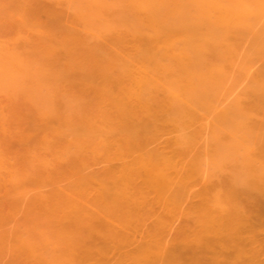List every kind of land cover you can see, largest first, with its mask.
I'll return each instance as SVG.
<instances>
[{"label":"rangeland","instance_id":"1","mask_svg":"<svg viewBox=\"0 0 264 264\" xmlns=\"http://www.w3.org/2000/svg\"><path fill=\"white\" fill-rule=\"evenodd\" d=\"M24 1L25 2L27 1L28 3L30 2V4H31V3H34V1H36V0H34V1L32 0L33 2H31V0L30 1L24 0ZM37 1H36L37 4H36V2L33 4V6H34L33 10H31L32 4L31 5H29L28 3L25 4V5L28 4L27 7L29 6V8H30V14L33 11L32 15H33L34 11L37 10V8L38 9L44 8L45 7L44 4L48 5L49 3L55 2L57 0H42L43 2L41 1V3L44 7L40 6L41 5L39 3L40 0H37ZM83 1H85L84 4H83ZM86 1H88V2H86ZM101 1H104V0H101ZM149 1H151L152 5H154L156 1H157L156 4H158V2L160 0H149ZM161 1H166V0H161ZM180 1L183 3V9L180 8L179 6H178L179 7L178 9H180V10L182 9L181 13L183 12L182 14L184 16L182 14L181 15L179 14V15L183 16L185 18L184 19L185 21L183 22L185 28H186V26L188 27L189 24L196 22V25L198 26V33H199V35H198V54H195L194 59L192 58L190 60L191 64L193 66L191 64H189L190 68H188L187 70H186V68L188 66H182L181 65L182 66L181 67L179 64L174 63L176 61L172 62L171 61L172 58H166V59L160 60L163 63V67H164V69L161 70L162 72L156 68H153L152 64H146L145 62L142 61V59L144 58L143 54L146 52V46H144V44H143L144 42H142V40H146V38H147V36L145 37V36H143V34L145 33V35H147L148 32L150 33V29L148 28L149 25H147L148 23L146 22V19L149 18V16L150 17L152 16L151 18L156 17L158 19H159V17H166L167 16L168 18H170V17L172 18V17L176 16L177 15L176 13H180V11L174 13L176 10V9L174 10V6H175L174 0H172V1L169 0V2L167 1V3L165 2V4H163L164 7L162 6V4L161 5L158 4L159 6L155 4L154 5L155 7L152 8L153 10H146V12L144 11L145 9L139 8V7H142L139 0L138 1H136V0H106V3L104 2L106 4L104 6V8H106V10L103 7H102L103 10L102 9L98 10L99 8H101L102 5H100V7H98L96 5L98 8L97 7L95 8L94 7L95 5L93 6L94 8H90L93 5L92 0H58V3H56V2L53 3L54 6L53 5L52 6L54 8L52 6H47L49 8L48 10H51L54 14L58 13L60 16V19L56 17L57 19L60 20L58 23L56 19L51 17V14H48L49 17H51V18H48V20L49 19L52 20V21L49 20V24H51V22H52V25H49V26H51L52 28L48 27L47 23H46V25H47L46 28L44 27L45 26L43 24L44 22L42 23L43 25L41 24L43 19H44V21H45V19H47V15L45 16L44 12L43 13L41 12L42 9L40 10L41 13L37 12L39 10L35 11L38 13L36 16V19H38L39 21L41 19L42 20L40 23L37 21L39 23V25H38V23L35 24L33 22L35 25H37V27L33 26L34 24H32V25L29 24V25H30L31 29L34 27L33 31L35 30V27H36L37 31L41 34L40 35V34H38L37 31H36L37 33L34 31L38 35L37 39L35 38L37 36L36 34L33 35L34 33L33 34H32V32L30 33V31H29L30 28L28 30H26V28H25L27 26L30 18L25 17L27 15H22L25 17V19H28V21H26V25L24 24L25 27L23 25L24 29L27 31L25 33L27 35L30 34L28 36H30V37L33 36V38H35V39H33L31 37L33 39V40L32 39L31 40L34 41L35 43L33 42V46H30L31 48L28 49L29 50L28 53L33 50L32 48H34V51H32V52H35L36 49L34 46H35V44H39V43H37L38 42L37 40H39L38 38H43L45 40L43 42L48 43L49 46H51V45L53 46V42H54L53 48L48 47V49H47V47H46V49H44V50L51 51V50H49V48H51L52 50L55 49V51H52V53H50V54L47 51L49 56L46 53L42 54V52L40 51V49H41L40 45L42 43H40V45L36 47L37 48L36 52L40 51L42 54V57L40 58L41 54H39V53H38L39 55L36 53H32V56H33V54H35L33 57H36V55L39 57L38 59L36 57V59L38 62L41 60L40 65L44 64L43 63L44 60H47V61H45V63L49 62L48 66L46 64L39 66V64H37L38 62L35 61L36 64L38 65V66H36L35 62L31 61L33 59L28 61L29 58H27V56L30 58L32 57V56H29V54H30L29 53L28 55H26V58L28 59V60L27 59L26 60H27V64H28V62H31V64L29 63L30 66L29 65L26 66L27 64H22V67H23V65L26 66L23 68L24 70L22 69L23 70L22 71V70L17 69L20 66L16 63V61H14L16 63V65H14V66H17V68H16L17 70L15 69V71L13 73H16V74L11 75L9 71L5 72V69L3 70L2 75L0 74L1 76H3V77H1V76L0 77L4 79L3 83L1 82L2 79L0 81L1 82V84H0V116H1L0 120L3 117L5 119L4 121L8 120L10 122V125H11V127H9L10 125L9 126L6 125L7 126V128H6L5 123L4 122L2 123V121L0 122V124L2 123L1 124L2 126L0 125V131L2 130L1 127H3L5 129L6 135L8 136V138H10L8 140L6 135L3 134V135H5V136H3L2 132H1L0 144L2 141V143L8 145V146H6V145L4 146L2 144L5 147V149H7L5 153H7L8 155H9L8 150L10 149V147L12 149V150L10 149L11 155L8 156V159L5 158L6 161L8 160L5 167L3 168L0 165V167H2V169H1L2 172H0V212H1L0 213V219H1L0 220V223H1L0 235L2 238L3 237H5V238L9 237L5 240L3 239V241L5 243H3V241L1 242V237H0V252H2V254L0 253V264H71V263L72 264H75V263L76 264H93V263L94 264H123V263L124 264L125 263L126 264H129V263L132 264L133 263L134 264L137 262L134 258H136L135 255H138V252L135 251L136 247H135V245L133 246V244L135 243L137 246V243L139 242L141 245H143V243L147 244L146 242L151 243L150 240L154 243L156 241V239L159 237L155 238L158 234H153V233L160 232V231H158L159 228L162 229L163 228L162 226L163 225L165 226V223H167V226H166V228L162 229L163 231H161V233L163 235V236L161 235L162 241H159V239H158V241H159L158 243L163 242V237H164V240H166V241H164V244H166L165 245L166 247L168 246V248H167L168 250L165 248L167 253H165L166 256L164 254H163V256H165V258H166L167 255L170 254L173 257V260L168 259L167 261H164V264L165 263L175 264L177 262L178 263L180 262L181 264H195V263L212 264L214 261H216L215 259L217 258V256L215 258L214 255H218L217 253H219L220 251H223L224 253H228V254L230 253L229 255L235 253V251L232 249L230 244L224 246L223 244L218 243L219 246L218 245L214 246V244H215L214 243L212 247H215V248H213V249H212V247L206 248L205 246L202 248L203 245L201 246V248H199V245H197V243H199V242L195 241V240H198L200 237H201L200 239L204 238L203 235H202L203 236V238H202V236H199L198 234L197 235L199 238L198 239L195 238L196 234L194 232H196V233L199 232V234H200V230H204V228L199 229V227H201L203 224L202 222H204V223L207 222V219H209L211 217L210 215H209L210 217L207 216V214L210 212H208V213L205 212V211H209V209L208 210L205 209V211H204V207H202V206H204V205L206 207L209 206L214 211L216 210V213L214 212V214H216V215H225V213H224L225 211H223L222 209L220 210V212L223 211V214H221L222 212L220 213L217 210L218 208L219 209L221 208V205L217 207L218 203L217 204L215 203L216 206L215 205L210 206L211 203L214 204L213 201H211V199H214L216 196H218L219 192L222 193L223 196L225 195V198H226L227 194L229 195V198L233 196L234 198H232V199H234V200H231V201L229 199L228 200L230 201V203L235 201V202H233V204L234 203H237V204L240 203V205H238L239 208L242 205L241 204V201H242L243 206L246 207L247 211L245 210L244 207H241L240 211H242L241 209L243 208L245 210L244 211L245 213L251 214V216H249V217H251L250 222L252 224L251 223H249V224L253 225L252 226L253 228L250 227L248 224V226H247L248 230L245 229V231L247 233H249V235H250L249 238L252 237L251 239L256 240V243H255L256 245L251 246L252 247L251 249H253V248L258 249V250L256 249L257 251L254 250L257 253V257L256 256L254 257V259L256 258L255 260H258V262L256 261V264H264V226L261 225L260 224L261 221H259L260 218H262L261 220L264 219V207H263L264 206V202H263L264 197L262 198V197H260L261 194H260V196L258 194V192H259L258 188L260 186L262 188L264 187V186H262V185H264V182H263L264 181V179H263V177H264V169H263L264 168V0H180ZM0 2H1V0H0ZM3 2L5 3V0H3ZM3 2H1V3H3ZM8 2L10 3V1H8ZM38 3H39V5H38ZM88 3L92 4V5H90V7H89ZM175 3H179V2H175ZM6 4L8 5V3H6ZM35 4L38 6L37 8H36ZM170 4H172L173 7H171ZM0 6H1V4H0ZM2 6H3V4H2ZM10 6H11V4H10ZM14 6L9 7L10 9L4 7L6 9V10L2 9V10H5L4 11L5 13L2 11L4 14L0 11V23L1 24L3 23L2 25L5 24L3 27L6 28L5 31L7 33L10 31V28H11L12 32H14L15 30L21 31V29L23 28V27H21L22 25H20L19 23L15 24V22H12V23L10 22L9 15H10V17H13V15L18 11V10H15L14 11L15 13L14 14L12 13L13 12L12 8ZM86 6H87V8H86ZM137 6H139V7H137ZM161 6H162V9H160ZM244 6L246 8L248 7L247 9H249L252 12V14L249 15L248 13H250V12L246 13V8H244ZM25 7H24V10H26ZM88 7L91 10L92 9H96V10H94L92 12L90 9L87 10ZM46 8H44V9H46ZM7 9H9V11L10 10L11 11L8 12ZM15 9H17V7ZM22 9L23 8L20 5V10L22 11V12L20 11L21 13H23ZM27 10L29 13V9H27ZM48 10L46 9L45 12H47ZM154 10H157V12ZM163 10H165V11H163ZM172 10L174 12H172ZM225 11H226V13L229 11L232 14V15H229L228 20L227 19L223 20V18H222L224 16L223 12L225 13ZM151 12H154V13H151ZM166 12H168L169 14ZM8 13H9V15H8ZM10 13H12V14H10ZM21 13L18 12L17 13L18 15L15 14L16 17L14 15L13 19H14V21L16 19L17 22L19 21L20 23L23 24V23H25L24 22L25 19H23L22 16L20 17ZM24 13H25V11H24ZM28 13L26 12V14H28ZM58 14H57V16H58ZM163 14H165L166 16H164ZM240 14H241V16H240ZM2 15L5 16L4 18H6V17L9 18V21L6 20L7 18L6 19L3 18L4 19L3 21L6 22V23H4L2 21V17H1ZM34 16L35 15H33L31 20H33ZM99 16H100V18L103 17V19H100L101 21L97 20L99 18ZM141 17H144L145 19L144 18L141 19ZM133 18H134V21H133ZM139 18H140V20H139ZM127 19L129 22L133 21L132 23H135V24H129ZM31 20L29 21V23L32 22ZM54 20H56V21H54ZM192 20H194V21H192ZM11 21H12V18H11ZM98 21H99V23H98ZM190 21H192V22H190ZM7 22H9V23H7ZM186 22H187V24H185ZM188 22H190V23L188 24ZM63 24H64V26H63ZM128 24L130 26L132 25L131 26L132 28L129 26L130 27V29H129ZM19 25H20L21 29H17L18 28L17 26H19ZM97 25L100 26L101 28L100 27L98 28ZM133 25L134 26L136 25V26L134 27ZM5 26H7V27H5ZM31 26H33V27H31ZM3 27L1 26L0 29H3ZM38 27H39V30H38ZM40 27H42V30ZM12 28H14V29H12ZM44 28L46 30L48 29L47 31H52V30H54V31L47 32L46 30H43ZM182 28H184V27H182ZM132 29H133V31H132ZM11 31L9 32V34H7L5 32V34H3L4 36L3 37L1 36L3 39V40H1V43L4 41L6 34H7V37L10 38V40L14 39V38H12V35L13 34L15 35L16 31H15V33H12ZM59 31H60V33H59ZM63 31L66 32V34L64 33V38L69 36V38H67V41H68V39L72 40L75 38L74 40H72L73 42L72 41L70 42V40H69V42H67L65 40L67 43L64 42V46L61 45L63 43L61 41L63 39V37L61 38V40H59L60 38L58 39V37L61 36ZM141 31H142V33H140ZM3 32H4V29H3ZM21 32H19V33H21ZM45 32H46V34H48V33L52 34L53 33V35H56L54 37L52 35V38L54 40H51L52 39L51 35H46ZM0 33H2L1 30H0ZM25 33L22 32L21 34H25ZM43 33H44L45 37L42 35ZM54 33H56V34H54ZM26 34L24 36H27ZM17 35H19V34H17ZM20 35H19V37H20ZM133 35H135V36H133ZM138 35H141V37ZM21 36L22 37H20L19 40L22 42V40H25V39H23L24 38L23 35H21ZM48 36H49V38H48ZM13 37H16V36H13ZM82 37L84 39V42L82 40ZM136 37H138L137 40H136ZM142 37H143V39H142ZM17 38L18 37H16L14 39L15 40L14 43L17 42V44L18 43L20 44V41L19 42L16 41ZM28 39H30V38H28ZM47 39H48V42L46 41ZM77 39H79V40H77ZM120 39H121V41H120ZM6 40H7L6 41L7 43L5 45L8 44L9 48H11L10 46H14V50H16V51L18 49L17 47H19V51L22 52V49L20 50V47L24 43V41H23V43L20 44V46H17L16 47L17 49H16L15 48V46L17 45L16 43H15L16 45H13V44L10 45L8 43L9 39H6ZM26 41H27V39H26ZM139 41L143 45L140 44ZM29 42H30V40H29ZM49 42H52V43H49ZM125 42L130 44V46ZM12 43H13V41H12ZM74 43H76V44H74ZM81 43H83V44H81ZM2 44H4V43H2ZM87 44H89V45H87ZM98 44H100L101 46ZM27 45H28V43H27ZM29 45H30V43H29ZM74 45H75V47L77 45V47L76 48L73 47ZM23 46H24V44L22 45V47ZM41 46L43 49L44 45H41ZM3 47H2V49H3ZM66 47H68L69 49H67ZM87 47H89L88 50H87ZM90 47H91V50L95 49L96 51L95 52L91 51ZM102 47H103V50L101 49ZM44 48H45V46H44ZM72 49L74 52L79 50L78 51L79 53L76 52V54L74 53L73 56L77 55V53L79 55H81V53H82V55L84 54L87 57L91 56L92 58L90 57V59L88 58V60H87V59H85L86 56L85 57L83 56L84 59L86 60V62L83 61L84 59L80 60L79 58L82 59L83 57H81V56L78 57V55L76 56V59H78V60L72 59L71 57L68 59V57L65 56V54H66V52H68L69 50H72ZM84 49H86L88 52L86 50L84 51ZM80 50H82V52ZM24 51L26 52L27 50H24ZM5 52L6 51H4V53ZM98 52H99V54H98ZM53 53H54L55 58L53 56H51V55H53ZM2 54H1V56H2ZM45 54L47 55V57H44ZM59 54L60 55L63 54V56H64L63 59L60 58L61 61H58V59H59L58 55ZM141 54L143 56H141ZM66 55H68V54H66ZM102 55H103V57H102ZM139 55H140V58H138ZM21 57L23 58V56H21ZM51 57L54 59L52 60ZM104 57H106V60ZM115 57H116V59H115ZM4 59H5V57H4ZM23 59H25V56ZM42 59H43V61H42ZM67 59L69 62L67 61ZM48 60H52V61H48ZM64 61L69 63L68 66L70 69L67 68L68 66H66V63H64ZM72 61H73V63H76L75 61H77L76 64H73L75 66L77 65L76 66L77 68H75V71L79 69L82 74L80 73V71H79V73H80L79 75H78V73H74L75 71L71 68L73 65H71V63H70ZM82 61H83V63H86V66H82ZM88 61L90 64L88 63ZM103 61H106V62L104 63ZM51 62L53 64H55L57 62L55 64L57 69L55 67H53L54 65L52 66ZM60 62H61V65H58ZM112 62H115L116 64L112 63ZM2 63H3V61L1 62V64ZM109 63L112 65H110ZM4 65H5V68H7L8 70L11 69V68H8L6 66V64H4ZM4 65H1V66H4ZM8 66L10 67V65H8ZM49 66H52L51 67V69H52L51 74H53V76L51 75L52 80H51V77H48L49 76L48 72H49V70H51V69H49ZM65 66L67 68L66 70L69 69L68 71L71 72V73H69V77L71 76L70 78L64 74V73H66L65 72ZM101 66H103V67H101ZM165 66H166V68H165ZM177 66L179 67V70H178ZM46 67L49 70H48V72L44 73L45 71H47L46 69H44ZM91 67L93 68V70L94 69L97 70L98 68H99V70L100 69L103 70V68H104L105 72L103 70L102 74L98 73V75H96V73L94 71V73L96 75L95 78L93 76H91V73H90L89 76L93 77L92 78L93 80L89 79L90 77L85 78L86 74H89V72H93ZM192 67H193V69H192ZM37 68H38V70H37ZM54 68L56 70H58V72L60 70L61 71L64 70V71H62V73L64 72L63 75L61 72H59L61 75L59 77V75H58L59 73L57 71L54 72L55 71ZM83 68L85 69V71L87 68L89 70V72H87L88 70L86 72H83V70H84ZM114 68H115V70H114ZM182 68H184L183 71L181 70ZM53 69H54V71H53ZM144 69L147 71H145ZM136 70L137 71L139 70L138 74L139 73L140 74L142 73L143 75L147 74V76L146 75L143 76L142 74L141 75L143 77H145L146 79L147 78L149 79L148 80L149 82L146 83L149 87L145 84V85H143V88L142 87H140L141 89L138 88L140 90V93H139V90L135 91V92L140 94L139 98H144V99L139 100V101H141L142 107L143 108L146 107V109H147L150 106V108L152 109L153 112H150L151 114L150 113L146 114V109H145V112L140 111V109H142V107L139 108V106L141 104L138 106V103H140V102L138 101L136 103L137 100H135V99L132 100V101H134V102H132V104L134 103V108L136 106V108L138 109V110L135 109L138 114L136 113L133 121H135L136 124L138 123V126H139V124L141 125L143 123V121H145L143 123V125H141L139 127L136 126L133 131H136L134 133H138V132L139 133L141 132V133L140 134L138 133L137 136H136V134H134L132 132L128 133V131L127 132H124V131L119 132L121 130H116L118 132L113 130L114 133H112V130L110 128L113 127V125L115 127H117V126H122L123 123L122 122L119 123L121 121L120 118H122V117H119V118L117 117L118 114H117V111H115L116 110L115 105H117V104H113V102L115 100L108 99V98H110V97H108V95L110 96L113 93H116L115 95H117L119 93V96H120V98H122V100L124 99L125 101L126 100L128 101V98H126L125 94L122 95V92L120 93V91H118L121 89V87L119 86L120 85L119 83L122 82L121 85L125 84L126 86L127 85L129 86V84L131 85L132 82H130V81H132V79L135 76L136 77L139 76V75H136L137 74ZM184 70H186V71H184ZM188 70H190V71L194 70L195 72L193 71V73H194L193 74L192 72L190 73V71L188 72ZM10 71H12V70H10ZM132 71H134L136 73L134 74V72H132ZM155 71H157V73ZM180 72L181 73L185 72V74L180 75ZM7 73H9V76L11 75L10 77H12L13 75H18V74H22V75H20V77H15L16 79L15 80L13 79L14 81L13 80L10 81V77H7ZM56 73H58L57 74L58 76L56 75ZM83 73H85V74H83ZM44 74H46V75H44ZM54 74H55V76H57V78L54 76ZM104 74H107V76L109 75L108 77L109 78L111 77L112 79H110V81H108L109 78L107 80V79H103V77H99V75L104 76ZM128 76H129V78L130 77L131 78L129 79ZM37 77L41 78V79L38 80ZM175 77H176V80H175ZM13 78H14V76H13ZM62 79H64V80H62ZM69 79H71V80H69ZM84 79L85 80L87 79L85 81V84H84ZM102 79L107 80L108 82L101 81ZM58 80H59V82H58ZM72 80L74 81L73 85H72V83L69 84V82H71ZM178 80H182L183 82L178 81ZM185 80L187 82H189V81L190 82L187 83ZM51 81H52V83H51ZM66 81H69V82L66 83ZM93 81H95V82H93ZM184 81L186 82L185 85H184ZM191 81H193V83ZM42 82H43V84H41ZM109 82H110V84H108ZM111 82H114L112 85V87L114 86L113 88L110 87V85L112 84ZM177 82H178V84L175 85V83H177ZM45 83H48V84H45ZM54 83H56V86ZM57 83L60 86L62 84L63 85L65 84L64 87H66V84H69V85L67 86V88L64 89L63 86L61 88ZM86 83L90 84V86L88 84H87L88 87L84 86V85H86ZM179 83H180L181 87H180ZM181 83H183V84H181ZM98 84H100L103 87L100 86L101 88L100 87L97 88L99 86ZM190 84H192L193 86ZM70 85H72V86H70ZM177 85H179V87ZM32 86H33V88H32ZM57 86H59V87H57ZM76 86H78V87L76 88ZM153 86H154V88H153ZM172 86L174 87V89ZM175 86H177V87H175ZM185 86L188 87L189 90ZM194 86H195V88H194ZM68 87L69 88L70 87L75 88L74 90H75V92L77 90V92H76L77 94L74 93V90L72 93V89L70 88L71 90H69ZM124 87L125 86H122V88H123V89H121L122 91H125L127 89V87H126L124 90ZM133 87L136 88L134 85H133ZM183 87H185V88H183ZM190 87L192 90L190 89ZM59 88H60V90H59ZM91 88H92V90H91ZM144 88H146V89L144 90ZM99 89H100V91H99ZM49 90H51V91H49ZM61 90L65 91V92H63ZM105 90L108 94L105 92ZM78 91H79V93H78ZM111 91H113V93H111ZM154 91H155V93H154ZM179 91H182V92H179ZM97 92H99L98 97H97ZM100 93L103 94L104 96H101ZM87 94H89V95H87ZM174 95L176 97L173 98ZM35 96L37 98H35ZM67 96L70 98H68ZM81 96L84 97V98H82L83 99L82 102H81V98H80ZM105 96H107V97H105ZM168 96H169V98H168ZM95 97H97V98H95ZM86 98H87V100H85ZM120 98H119V100H120ZM150 99H153V100H150ZM169 99H171V100H169ZM84 100L87 102L89 101L88 102L89 104L87 102H85ZM90 100H92V101H90ZM97 100H98V102H97ZM124 100L122 102H125ZM172 100H173V102H172ZM93 101H95L94 104H96V106L93 104ZM168 101L170 102V104ZM41 102H44V103H41ZM80 102L82 104L85 103V105L83 104V107H82V104ZM39 103H41V104H39ZM49 104H51V105H49ZM135 104H137V105H135ZM80 105H81V107L79 109ZM88 105H91V106L89 107ZM97 105H99L98 109H96ZM159 105L162 108H160ZM2 106H4V107H2ZM94 106H95V108H94ZM40 107H41V109H40ZM150 108L147 110H150ZM37 109H39V110L37 111ZM42 109H43V111H42ZM47 109H49V110H47ZM90 109H91V111H90ZM164 109L166 111L163 112ZM171 109H172V112L176 114V116L171 112ZM98 110L100 113L98 112ZM106 110H107V113H105ZM102 111H103V113H102ZM44 112H46V113H44ZM49 112H51V113H49ZM97 112H98V114H97ZM64 113H65V115H63ZM76 113L79 114L77 118H75L77 116ZM152 113H154L155 116ZM45 114H48V115L45 116ZM51 114H52V116H54L53 117L54 119L52 118ZM19 115L20 116L22 115V117H24L25 119L26 118L28 120L30 119L29 122H31L33 120V118L40 119V116L42 117L44 115L43 119L41 118L40 120L43 121L45 117L47 118V120H45V123H47V125L44 123L45 128L47 129V126L49 124V128H52V130L54 129L55 132L54 131L52 132V130L49 131L47 129V133H46L45 132L46 129L41 127V125H43V123L41 122L42 124L40 123V126H37L35 124L36 128L41 127L40 133H39L38 128L36 131L38 133H35L34 129H36V128H34V126H33L34 124L30 123V125L31 124L32 125L31 126L28 125L25 128V126L27 124L25 122V125H24L23 121L20 120V119L24 120V118L18 117ZM152 115L154 117H156V116H158V117L157 118L149 117ZM63 116H64V118H61ZM89 116H90V118H89ZM94 116H96L97 118ZM92 117L94 118V120ZM138 117H142V118H140L139 120H136V119H138ZM159 117L163 118V120H161L163 122V124L161 123V121L160 122L158 121V119H160ZM168 117H169V120L167 119ZM117 118H118V121L120 119L119 122L116 120ZM36 119H35V121H36ZM49 119H51V120H49ZM75 119H76V121H75ZM78 120H80V121H78ZM105 120H106V122H105ZM110 120H111V123L109 122ZM151 120H155L158 123V127H159L158 130L159 129H161V130L160 131L157 130V131L160 132L161 135L156 131H155L156 133H154V134H152L153 133L152 132V133H149L151 135H145L146 131L144 132V130H143L144 124L146 123V121H150V123H151ZM164 120H166V121H164ZM12 121H13V123H12ZM74 121H75V123L82 124V125H83V123H85L87 125L88 124H94L93 126L97 125V124L93 123L96 121L104 129L101 128L99 125H98L99 126L98 129H96L97 128L96 126L93 128L91 126L90 131L92 130V133L91 132H89V133H91V135H95V137H96L95 140L93 139V136L89 135L88 131H86L88 133V136H91L92 138L91 137L87 138L86 137L87 133L85 132L86 134L85 133L82 134L83 132L80 130H78L79 132L77 130L76 131H77V133H81V134L75 135L76 133L71 132V130L73 128L77 129L79 127H77L78 124H75ZM137 121H141V122L139 123ZM32 122H34V121H32ZM63 122H65L66 124L68 122V124H70L68 129H69V132H71V133H69L67 131V134H66V129L63 128L64 130L63 129L61 130L63 132V137H57L58 134L60 136L62 135V132L59 133V129L61 128V126L63 127L62 124L65 125V123H63ZM103 122H105V123H103ZM113 122L114 123L118 122V123L116 125V124H113ZM174 122H176V124ZM34 123H36V122H34ZM37 123H38V121H37ZM60 123H61V125H60ZM58 125H60V126H58ZM82 125H80V126L82 127ZM106 125H108V126H106ZM22 126H24V127H22ZM27 129H28V131H27ZM31 129L33 130V133L32 132L30 133V131H32ZM95 129L99 133L98 132L95 133L94 132ZM113 129H117V128H113ZM6 130H7V132H6ZM99 130L104 132L107 135V137H105L104 134H102V135L105 138L101 137V136L98 137L99 136L98 134L102 133V132L100 133ZM2 131L4 132V130H2ZM16 131H18V133H14ZM109 131L111 133H109ZM162 131H165V132H163V134H162ZM43 132H45L47 135L44 133V135H46V136H44ZM64 132H65V134H64ZM93 132H94V134H93ZM142 132H144V133L142 134ZM22 133L26 134V135H24L25 137L23 136ZM126 133H128V134L126 135ZM10 134H11V136H10ZM72 134H73V136H71ZM27 135L29 136V138ZM30 135L33 136L32 140L30 139V137H31ZM64 135H65V137H64ZM122 135L123 136L125 135V136L123 137ZM131 135L132 136L135 135L136 137L130 138ZM138 135H141V136L139 137ZM143 135H145V136H143ZM34 136H35V138H34ZM49 136H53V137H49ZM55 136L57 137V139L54 138ZM82 136H85V138H83L84 140H81L82 138H80V137H82ZM146 136H149V137H146ZM151 136H153L152 137L153 140L150 139ZM155 136L156 137L158 136L157 140L155 139L158 142L154 141ZM4 137H6L7 139L5 138L6 139L5 140ZM15 137H18L19 139L17 138V141H16ZM42 137L44 138V140H46L45 139L46 137H47V139L49 137L52 139L51 140L52 142L48 141L51 143H47V145H46V143H45L46 141L45 142L43 141L45 144L44 143H42V144L46 145L45 147H42L41 144L37 145V143L41 142V140H39V139H42ZM119 137H121V138H119ZM144 137L147 138V140ZM160 137H162V138L160 139ZM23 138H25V139L28 138V139H26L24 141ZM59 138L63 139V140H60L62 142H60L58 140ZM74 138L76 139V142L74 140L72 141V139H74ZM78 138H80L81 143H82V141H83V143H85L86 142L85 139H87L89 141V142H86L87 146L85 148L81 149V147H80L81 143H80V141L78 142V140H79ZM99 138H101V139H99ZM37 139L39 142L37 141ZM91 139H93V140H91ZM64 140H66V141L70 140L71 143H68L65 141V144L68 145L67 147H65L66 145L63 142ZM102 140H105V142L106 141L107 142L101 143ZM145 140L150 142V143H147V145H150V146H147V150L148 149L150 150V148H152L151 150L153 151V149L155 148V150L157 149V152H159L158 150H160V153L165 152V154L167 153V155L168 154L170 155L172 153V155H171V157H173L172 160L176 161V163H179L178 162L179 157H181L179 159L180 162L183 159L181 162L183 164L179 163V168L175 167V169H173V172H174V170L177 172L178 169H181V167H182L184 170H187V171L185 172L183 169L179 170V173L183 174L181 176L182 177L187 176L186 178H188V177L190 178V180L183 178L182 182L184 184L187 182L188 183L192 182V184L195 185L194 187H192V184L190 183L191 185L189 184L188 186H191L192 188L189 187L187 189L188 194H187L186 190L183 192V194H184L183 196H189V198L183 197L184 199L182 198L180 200V202L182 204H179L178 206L184 204L183 207H181V206L178 207L177 203L176 204L172 203L171 205L169 203L168 205L170 207H172V205H173V207H172L173 209H171L169 207L170 208V212H169V209H167L166 205L163 204L164 205L163 206L161 202H159L158 200H155L156 199L154 196L155 194L154 195L152 194V196H148L150 198H148L147 196H146L147 198L145 196H143L141 198V200H140V198H137L135 195H134L135 197H132L133 195L131 196V194H134L135 189L137 188V185L140 183L141 180H139L138 184L135 185V187H136V188L134 187L135 189L130 187L129 189H131V191L129 189H128V191H125V192L123 191L124 189H122V186L120 185L121 183H120L119 179L121 176H124L123 173L126 172V174H128L127 171H125V169H123L124 165L130 164L139 153L143 152L140 149H144L143 145H144V143H146ZM56 141H57V143H56ZM58 141H59V143H58ZM93 141H95V142L98 141V143H96V145H98V144H100V145H98V147H97ZM15 142H18V143H15ZM113 142L115 145L113 144ZM176 142H179V144H176ZM10 143H12V145ZM69 144H71V145H69ZM91 144H94V145L92 146ZM103 144H105L104 147H103ZM141 144H142V146L139 147V145H141ZM88 145H90L89 146L90 149L88 148ZM3 146H1V149L3 148ZM12 146L14 148H12ZM33 146H35L37 149ZM49 147H51V148H49ZM135 147H139V148H135ZM164 147H166V148H164ZM31 148L32 149L35 148V149L32 150ZM1 149H0V151H1ZM61 149H64V150H61ZM110 149H111V151H110ZM166 149H168V151H171V152L168 153V151ZM181 149L184 150L183 151L184 153L181 151ZM2 150L5 151L4 148ZM105 150H107V151L105 152ZM116 150H118V151L116 152ZM29 151H31V152H29ZM108 151H110V152L108 153ZM121 151L123 153H121ZM179 151H180L179 154L182 153V155H179L176 153ZM187 151H188V154H187ZM56 152H57V154H56ZM80 152H81V154H80ZM118 152H120V153H118ZM189 152H190V154H189ZM13 153L17 156L14 155L12 158ZM71 153L72 154L74 153V154L72 155ZM85 153H87V155H85ZM136 153H137V155H136ZM185 153L188 156L184 155ZM89 154H90V156H89ZM118 154H119V156H118ZM82 156H84V157L82 158ZM92 156H94V157H92ZM35 157L37 158V161H32V160H36ZM87 157H89V159L85 160V158H87ZM185 157H187V158L185 159ZM188 157H189L188 163L190 165L193 163L194 165H197V166H194L192 164L191 168H190V166L187 163ZM10 160H11V162H9ZM191 160H193L194 162H196V160H197V162L194 163V162H191ZM60 163H62V164H60ZM12 165L13 166L15 165L16 168H11ZM63 165L65 166V168H68V170H70V171H68V170L66 171ZM27 166H28V168H27ZM176 166H178V164H176ZM183 166H185V168ZM186 166H189V167H186ZM247 166H249V167H247ZM24 167H25V170L22 169ZM57 167L59 169H57ZM121 167H123V168H121ZM196 167H198L199 170H196ZM121 169L123 170V173H121L122 172ZM192 169H195L193 173H192V171H193ZM182 170L184 173L182 172ZM251 170H253V171H251ZM11 171H15L18 174V175L17 174H15V175H16V177L17 176L18 177L13 178V176H15V175L13 173H11ZM56 171H57V173H56ZM254 171H256V172L254 173ZM54 172H55V174H54ZM62 172H65V173L61 174ZM188 172H190L192 175L189 174ZM11 174H13V175H11ZM46 174H47V176H45ZM88 174H89V176H88ZM186 174H189L191 176L186 175ZM256 174H258V175H256ZM54 175H57V176L54 177ZM25 176L27 177V179L30 180L29 181L30 183L33 182V180L35 178L37 179L38 177H40L37 180L35 179V181H37V182L42 181V183L40 185L41 186L44 185V186L39 187V185H38L39 182H38V184H36L37 182L36 183L33 182L34 185L36 184V185H38V187H32V183H31V185H29V182H27L28 180L26 179ZM59 176L60 177L62 176L61 178L63 180H60L61 178ZM108 176L110 179L112 178L113 181L108 179ZM193 176H194L195 180L193 179ZM197 176L200 178H196ZM45 177H46V179H45ZM257 177L259 180H257ZM90 178L93 182L90 180ZM116 178H118V180ZM25 179L27 182L26 184L24 182ZM40 179H42V180H40ZM200 179H202L204 183L201 182ZM261 179H263V180H261ZM86 180H87V184H86ZM102 180H104V181H102ZM249 180H251L252 182H257V181L259 182V183H255V185L256 184L260 185L261 183H262V185L258 186V188H257L254 185V183L250 184L249 182H251V181H249ZM118 181H119V183H118ZM11 182H13L12 184H14V185L19 183L18 187L16 186L18 189H20V184L24 185L26 187L25 189H27L26 193L28 195H26L25 190H19V192H14L16 189V187L14 188V185H13V189L8 190V188H10V187L12 188V186H10ZM14 182H16V184ZM90 182L93 184L90 185ZM45 183H46V186H45ZM116 183H118V184H116ZM197 183L200 184V186H198ZM204 184H205V186H204ZM93 185H94V187H93ZM117 185H119V186H117ZM249 185H251V187L253 185L254 188L255 187L257 188V190H258L257 194L259 197L257 196V198H256V194L254 195V193H256L255 192L256 189L254 190L253 187H252V189L254 190V192L252 189L251 190H252L254 196L253 197L249 196V193L251 192V190H250L251 187ZM8 186H10V187H8ZM24 186H22V187H24ZM89 186H92V187L88 188ZM105 186L107 187L106 189H105ZM108 186H109V189H108ZM116 186H117V190L115 189ZM31 187L33 189H29ZM186 187L187 186H185V188ZM198 187H201V190ZM97 188H99V191ZM205 188H207V190H205ZM262 188H260V190H262ZM28 189L30 192H28ZM198 189L200 190L201 194H203V197H202L203 199H201V197H200L201 195L200 196L197 195L198 192H196V191H198ZM12 190H14V191H12ZM189 190H191V191L189 192ZM246 190H249L250 192L246 191ZM20 191H23L25 193L28 200H26L27 198L25 197V195H21L22 199H20V193H21ZM23 192H22V194H24ZM123 192H124V194L126 192H128V194H126V196H128V195L130 196V197H128L129 198L128 201L121 199L120 196H122ZM129 192L130 193L133 192V193L130 194ZM200 192H199V194H200ZM230 192L231 193L233 192V193L229 194ZM208 193L211 194V199L209 198L210 194H208ZM213 193H214L215 197H214ZM235 193L237 194V196H235L236 195ZM262 193H263V191H262ZM250 194L252 195V193H250ZM118 195H119L120 199H119ZM148 195H151V193ZM22 196H24L25 198L23 199ZM45 196H46V198L44 199ZM223 196L222 197L220 196V198H223ZM262 196H264V195H262ZM37 197H38V199H37ZM41 197H43V198H41ZM99 197H100V199H99ZM109 197L111 198V200ZM144 197H145V199H144ZM135 198L140 200V202L138 200H135ZM258 198H262V199H260L262 201L259 202ZM142 199H144V200H142ZM150 199H153V200L150 201ZM256 199H258V200H256ZM20 200H22V201L25 200V201H24V203H22V201L19 203ZM45 200H46V202L42 203V201H45ZM50 200H53V201H50ZM99 200H100V202L103 201L102 205H100L101 203L99 202ZM109 200H110V202H109ZM148 200L150 201V203L148 202ZM202 200H204V202ZM236 200H240V201H236ZM117 201L118 202L120 201V203L122 202V204H119ZM199 201L203 202V203H200ZM248 201L250 203H248ZM13 202H15V203L13 204ZM129 202H131V204L135 203L134 204L135 206L129 204ZM136 202L138 203V206L139 205H141V206L138 207ZM145 202H146V204L148 203L147 204L148 206L146 205L147 208L146 207L144 208ZM196 202L197 203L199 202V204L197 205ZM261 202H262V205H259ZM21 203L23 204V206ZM27 203H28V205H27ZM41 203L43 205L44 204L45 205L43 206ZM66 203H68V204L66 205ZM20 204H21V206H19ZM143 204H144V206H143ZM185 204L188 206L187 209H185V207H187ZM237 204H234V205H237ZM252 204L255 205L254 207L256 209H258V206H256V205H259V210L254 209L255 212H253V214H252L253 210L250 211V209L253 207ZM125 205H127V207ZM229 205H231V204H229ZM232 205L229 206V208L233 207ZM176 206H177V208H176ZM22 207H23V209H22ZM64 207H67V208H64ZM127 208H128V210H127ZM137 208H138V210H137ZM139 208H140V210H139ZM178 208H181L182 210L178 209ZM224 208H226V207H224ZM148 210L150 212V215L148 214V212H145ZM172 210L174 211V213H172L173 212ZM213 210L210 209V211H213ZM248 210L250 211V213ZM114 213H119V214H117V215L115 214L116 215V217H115V215H113ZM134 213L137 214L138 216H140L143 213L142 214L143 219H145L146 222L149 224L147 225V223L142 218H140V219H142V221L140 219H138L139 217L137 215H134ZM146 213H147V215H146ZM153 213H155L158 216L161 215L162 222H164V219H165V223H163L162 226H161V224L155 226L158 223V221H156V220L157 219L160 220L159 219L160 216H159V218H157L156 215L155 216L153 215ZM204 213L206 214L207 217H204L205 216ZM212 214H213V212H212ZM230 214H231V212H230ZM144 215L149 216V218L145 217ZM151 215L154 217V219L151 218L152 217ZM198 216H199V219L197 221ZM201 216H202V218H201ZM125 217L128 219V221L125 220L126 219ZM257 218L259 220H257ZM152 219H153V221H152ZM205 219H206V221H203ZM199 221L201 223H199ZM155 222H156V224H154ZM195 222H198L200 226L198 225V223H195ZM142 223L143 224L146 223L144 225H147V226H144ZM150 223H151V226H150ZM255 226H257L256 230H255ZM86 227H88V228H86ZM196 228H197V230H195ZM249 228H252V230H254V231L251 232ZM93 229H94V231H93ZM109 229H111V230H109ZM164 229H165V231H164ZM198 229H199V231H198ZM205 229H206V227H205ZM89 230H91V231H89ZM140 231H142V233ZM204 231L203 232L201 231L202 234H208L209 235L210 234L209 232H211L210 228L208 230L209 232H204ZM246 232H245V234H246ZM250 232L253 233L252 236H251ZM161 233H159V234H161ZM116 234H117L118 238H117ZM114 235H115V237H113ZM141 235H143V236H141ZM242 236L244 237V235H242ZM247 236H246V238H248ZM253 236H254V238H253ZM75 237H77V238H75ZM188 237L190 239H187L188 240L187 241L185 238H188ZM161 238H160V240H161ZM208 238H209V236H208ZM83 239H84V241H82ZM127 239H129L130 241ZM145 239L147 241H145ZM152 239H154L155 241H153ZM191 239H195V240H193V242H192ZM92 240H94V241L92 242ZM142 240H144V241H142ZM47 241H48V243H47ZM86 241H87V243H86ZM189 241H191V242H189ZM25 242H27V243H25ZM183 242H184V244H183ZM201 242H203V240ZM201 242H200V244H201ZM83 243L85 244V246ZM185 243L186 244L188 243V244L186 245ZM249 243L251 245L254 244L253 241L252 242L249 241ZM76 244H78L79 246ZM114 244H115V246H114ZM160 244H163V243H160ZM164 244H163V248L165 247ZM180 244H181V246H178ZM247 244L248 243L245 242L244 246H246V247L249 246V244L248 245ZM68 245H70V246H68ZM184 245H186V246H184ZM257 245H259V246H257ZM31 246H33V247H31ZM55 246L57 247V249H55L56 248ZM118 246H119V248H117ZM132 246H133V251H132ZM216 246H217V248H216ZM35 247L38 249L37 252H36L37 249H35ZM105 247H106V249H105ZM171 247H172V249H175L176 252L174 250V252L171 253L170 252V251H172ZM186 247H188V248H186ZM197 247H198V249H201V250L198 251ZM49 248H51V249H49ZM63 248H64V250H63ZM67 248L69 250H66ZM190 248L192 249V252H189ZM193 248H196V249L193 250ZM4 249H5V251H3ZM30 249H32V250H30ZM169 249H171V250H169ZM248 249H250V248H247L248 253L245 251V255L247 257H251L250 255L252 253L256 255V253H254V252H251V254H250L249 253L250 250L248 251ZM55 250H58L57 253L55 252ZM179 250H182L184 253L181 251L179 252ZM185 250H188V251H185ZM6 251H8L9 254H7L8 252H6ZM65 251L66 252L68 251V252L65 253ZM87 251H88V253H87ZM34 252H35V254H34ZM90 252H92L93 256H92V254H90ZM60 253H62V254H60ZM131 253H133V254H131ZM192 253H195L197 255V257H196V255L193 254L192 256L193 257L195 256V258H192V256H191ZM3 254H5V255H3ZM66 254H68V256ZM85 254L90 257V259H88L87 261H86L87 257H84ZM220 254H221V252H220ZM228 254H226V255H228ZM1 255H3V256H1ZM32 255H34V256H32ZM69 256L71 257V259ZM121 256H123V257H121ZM224 256H225V254L223 256H222V254L220 255V257L225 258L226 256L225 257ZM246 256H244V257H246ZM91 257H93V258H91ZM124 257H125V259H124ZM175 258L177 260H175ZM223 258L222 259L219 258V262L215 263V264H219L221 262H224L223 264H227V262L231 263V259H230L231 257L229 258V261H228V257L226 258L227 261H226V259H223ZM252 258H251V260H252ZM248 259H250V258H248ZM62 260L66 261V262H64ZM201 260H202V262H200ZM222 260H224V261H222ZM242 260L244 262L245 259L243 258ZM121 261L123 263H121ZM134 261H136V262H134ZM211 261H212V263H209ZM245 261H247V262H244L245 264L251 263L250 260H249L250 262L248 260H245ZM139 263L140 262H137V264H139ZM141 263H142V261H141ZM160 263L158 262V264H160ZM162 263H163V261H162ZM252 263H254V262H252ZM143 264H144V262H143Z\"/></svg>","mask_w":264,"mask_h":264},{"label":"bare ground","instance_id":"2","mask_svg":"<svg viewBox=\"0 0 264 264\" xmlns=\"http://www.w3.org/2000/svg\"><path fill=\"white\" fill-rule=\"evenodd\" d=\"M8 1H10V3H9ZM15 1H16V2H15ZM28 1H30V0H28ZM33 1H34V0H33ZM33 1L31 0V2H33ZM36 1H37V0H36ZM36 1H34V3H35ZM41 1H42V0H40V2H39V3L41 4L40 6H43L42 3H41ZM136 1H138V0H136ZM167 1L169 2V0H166V1H161V0H160V1L158 2V4H160V5L162 4V6L164 7L163 4H165V2L167 3ZM171 1H172V0H171ZM1 2H3V0H1ZM1 2H0V4H1V6H0V11H1V12H2V11L4 12V11L6 10L5 8H9V7L15 5V6L17 7V9H15L16 7L14 6V7L12 8V11H13L12 13L14 14V13H15L14 11H15V10H18V11L15 13L16 15H18V14H17L18 12H19V13L22 12V11L20 10V5H21V7L23 8V9H22V10H23V13H21L20 17H21L22 15H27V16H25V17H28V18H30V20H31V18L33 17V15H35V16H34L35 19L33 18V20H31V21H32L31 23H29L30 20L28 21V19H25V17L22 16L23 19H25V21H24L25 23L22 24V23H20L19 21L17 22L16 19H15V21H14L13 18H14V15H15V14L13 15V17H10V15H9V13H8L9 18H10V22H11V23H12V22H15V24H18V23H19L20 25H22L21 27H23L24 24L26 25V21H28L27 26H28L29 24L32 25V24H34V23H35V24H37L38 22L40 23L42 19L39 21L38 19H36V16H37V14H38L37 12H40L41 9H42L41 12H42V13L44 12V15H45V16L47 15V19H45V21H44V19H43L42 22H41V24L44 22L43 24L45 25V26H44L45 28H46L47 25H48V27H51V26H49V25H52V22H51V24H49V20H51V19L48 20V18H51V17H52V18L56 19L58 23H59V21H60V20H59V19H60L59 14L57 13V14H58V16H57V14H54L51 10H48L49 8L47 7V6H52L53 3H55V2L58 3V0L55 1V2H52V3H49L48 5L44 4L45 7H44V6H43V7H44V8L47 7L46 9L48 10V11H47L48 13L45 12L46 9H44V8H41V9H38V8H37V7H38V6L36 5L37 2H38V1H37L36 4H35V6H36L37 10H39V11L35 10V11H37V12L34 11L33 15H32V12H33V11H32L31 14H30V8H29V6L27 7V5H28V4H29V5L32 4V5H31V8H32L31 10H33V7H34L33 4H34V3H31V4H30V2L28 3L27 1L25 2L24 0H13V1H12V0H5V3H4V2L1 3ZM42 2H43V1H42ZM84 2H85V1H83V4H84ZM86 2H88V1H86ZM104 2L106 3V0H104V1H101V0H92V4H93V5H92V4H89V3H88V4H89V7H90V5H92L90 8H94V7L96 8L97 6L100 7V5H102L101 8L98 9V10H100V9H102V7L104 8V6L106 5ZM139 2L141 3V6H142V7H139V6H137V7L145 9V10H144L145 12H146V10H153L152 8L155 7L154 5L157 3V1H156L155 4L152 5L151 1H149V0H139ZM175 2H179V3H175ZM6 3H8V5H7ZM18 3H19V4H18ZM22 3H23V4H22ZM26 3H28V4L25 5ZM39 3H38V5H39ZM137 3H138V2H137ZM2 4H3V6H2ZM4 4H5V5H4ZM10 4H11V6H10ZM158 4H156V5H158ZM6 5H7L8 7H7ZM18 5H19V6H18ZM94 5H95V6H94ZM96 5H97V6H96ZM138 5H139V4H138ZM170 5H171V7H173L172 4H170ZM174 5H175V6H174V10H175V9H176V10H175V12L172 10V12L176 13V12L180 11V13H176L177 15L174 16V17H172V18H171V17L168 18L165 14H163V15L166 16V17H159V19L156 18V17H154V16H153L154 18H151L152 16H151V17L149 16V18H147V17L145 16V17L147 18V19H146V22H147L148 24H147V23H146V24L149 25L148 28L150 29V33L148 32L147 35H145V33L143 34V36H145V37L147 36L146 40H142V42H144V43H143L144 46H146V52L143 54L144 56L141 54V56L144 57L143 59H142V58H141V59H142V61L145 62L146 64H152V67H153V68H156V69H158V70H160V71L164 69V67H163V63L160 61L161 59L172 58V59H173V60L171 59L172 62L176 61V62H174V63H177V64H179L180 66H181V65H182V66H188V67L186 68V70H187L188 68H190V67H189V64H191V61H190V60H191L192 58L194 59V55H195V54H198V35H199V33H198V26L196 25V22H195V23H191V24H189L190 22L194 21V20H192V21L188 22L189 26H188V27L186 26V28H185L184 23H183V22L185 21V20H184L185 18L183 17V16H184V15L182 14L183 12L181 13V11H182V9H183V3H182L180 0H176V1L174 0ZM5 6H6V7H5ZM25 6H26V7H25ZM53 6H54V5H53ZM53 6H52V7H53ZM93 6H94V7H93ZM158 6H159V5H158ZM162 6L160 7V9H162ZM178 6H179L180 8H182V9H181V10L178 9V8H179ZM2 7H3V8H2ZM4 7H5V8H4ZM18 7H19V8H18ZM24 7H25L26 10H24ZM89 7H88L87 10L90 9ZM98 7H97V8H98ZM39 8H40V7H39ZM53 8H54V7H53ZM84 8H85V7H84ZM86 8H87V6H86ZM244 8H246V7L244 6ZM247 8H248V7H247ZM247 8H246V13H247V12H250V13H248V14H249V15L252 14V12H251L249 9H247ZM249 8H250V7H249ZM2 9H5V10H2ZM9 9H10V8H9ZM9 9H7L8 12L11 11V10L9 11ZM13 9H14V10H13ZM27 9H29V13H28V10H27ZM104 9L106 10V8H104ZM90 10H91V9H90ZM94 10H96V9H92L91 11L93 12ZM102 10H103V9H102ZM141 10H142V9H141ZM248 10H249V11H248ZM20 11H21V12H20ZM24 11H25V13H24ZM154 11L157 12V10H154ZM163 11H165V10H163ZM3 12H2V13H3ZM26 12H27L28 14H26ZM41 12H40V13H41ZM89 12H90V11H89ZM99 12H100V11H99ZM102 12H103V11H102ZM148 12H149V11H148ZM168 12H169V11H168ZM168 12H166V13H168ZM2 13H1V14H2ZM4 13H5V12H4ZM4 13H3V14H4ZM12 13H10V14H12ZM35 13H36V14H35ZM52 13H53V14H52ZM103 13H104V12H103ZM143 13H144V12H143ZM151 13H154V12H151ZM48 14H51V17H49ZM147 14H148V13H147ZM160 14H161V13H160ZM160 14H159V15H160ZM168 14H169V13H168ZM179 14H180V15L182 14L183 16H180ZM223 14H224V16L222 17L223 20H224V19H227V20H228L229 15H232L229 11H228L227 13H226V11H225V13L223 12ZM8 15H7V16H8ZM16 15H15V17H16ZM28 15H29V16H28ZM30 15H31V16H30ZM42 15H43V14H42ZM94 15H95V14H94ZM104 15H105V14H104ZM138 15H139V14H138ZM140 15H141V14H140ZM163 15H162V16H163ZM185 15H186V14H185ZM186 16H187V15H186ZM240 16H241V14H240ZM1 17H2V21H3L4 19L7 18V17L4 18L5 16H3V15H2ZM56 17L59 18V19H57ZM62 17H63V16H62ZM132 17H133V16H132ZM3 18H4V19H3ZM9 18H7L6 20L9 21ZM11 18H12V21H11ZM84 18H85V17H84ZM96 18H97V17H96ZM143 18H144V17H141V19H143ZM100 19H103V17L100 18V16H99V18H98L97 20H100ZM135 19H136V18H135ZM144 19H145V18H144ZM186 19H187V18H186ZM46 20H47V21H46ZM56 20H54V21H56ZM78 20H79V19H78ZM86 20H87V19H86ZM131 20H132V19H131ZM139 20H140V18H139ZM187 20H188V19H187ZM35 21H36V22H35ZM37 21H38V22H37ZM51 21H52V20H51ZM79 21H80V20H79ZM100 21H101V20H100ZM122 21H123V20H122ZM127 21H128V19H127ZM127 21H126V22H127ZM133 21H134V18H133ZM133 21H131V22L128 21V22H129V24H135V23H132ZM3 22H4V21H3ZM33 22H34V23H33ZM61 22H62V21H61ZM61 22H60V23H61ZM124 22H125V21H124ZM140 22H141V21H140ZM4 23H6V22H4ZM7 23H9V22H7ZM11 23H10V24H11ZM39 23H38V25H39ZM46 23H47V25H46ZM54 23H55V22H54ZM98 23H99V21H98ZM137 23H138V22H137ZM142 23H143V22H142ZM2 24H3V23H2ZM2 24L0 23V25L3 27L5 24H4V25H2ZM35 24H34L33 26H36V27H37V25H35ZM43 24H42V25H43ZM55 24H56V23H55ZM126 24H127V23H126ZM129 24H128V27L130 26ZM143 24H144V23H143ZM185 24H187V22H186ZM8 25H9V24H8ZM20 25L17 26L18 28H17V27H16V28H17V29H21ZM25 25H24V27H25ZM136 25H137V24H136ZM136 25H135V26H136ZM141 25H142V24H141ZM147 25H146V26H147ZM1 26H0V28H1ZM10 26H11V25H10ZM10 26H9V27H10ZM15 26H16V25H15ZM27 26L25 27L26 30H28V29L30 28V25H29L28 27H27ZM33 26H31V27H33ZM61 26H62V25H61ZM63 26H64V24H63ZM131 26H132V25H131ZM131 26H130V27H131ZM133 26H134V25H133ZM135 26H134V27H135ZM5 27H7V26H5ZM12 27H13V26H12ZM24 27L21 29V31L23 30V31H22L23 33L27 32V31L24 29ZM36 27H35V30H34L35 32L37 31V28H36ZM56 27H57V26H56ZM58 27H59V26H58ZM97 27L99 28L100 26L97 25ZM104 27H105V26H104ZM130 27H129V29H130ZM134 27H133V28H134ZM182 27H184V28H182ZM40 28H41V30H42V27H40ZM45 28H44L43 30H46ZM51 28H52V27H51ZM100 28H101V27H100ZM131 28H132V27H131ZM3 29H4V32H3ZM3 29H0V30L2 31V33H0V37H1V36L3 37V36H4L3 34H5V32H6V31H5L6 28L3 27ZM7 29H8V28H7ZM12 29H14V28H12ZM33 29H34V27H33L32 29L30 28L29 31H30V33L32 32V34L34 33L33 35H35L38 31L35 33V32L33 31ZM58 29H59V28H58ZM60 29H61V28H60ZM62 29H63V28H62ZM38 30H39V27H38ZM47 30H48V29H47ZM47 30H46V31H47ZM66 30H67V29H66ZM134 30H135V29H134ZM139 30H140V29H139ZM10 31H11V28H10ZM10 31H9V32H10ZM15 31H16V30H15ZM15 31H14V32L11 31V32H12V33H15ZM21 31H20V30H17L16 33H15V35H14V34H13V35L11 34V35H12V38L15 39L16 37H18V38H17L18 40L16 39V41L19 42V41H20V40H19L20 37H22L21 35L24 36V35L26 34V33H25V34H21V33H22ZM52 31H54V30H52ZM52 31H47V32H52ZM69 31H70V30H69ZM132 31H133V29H132ZM9 32H8V33L6 32V33L9 34ZM19 32H21V33H19ZM61 32H62V31H61ZM130 32H131V31H130ZM28 33H29V32H28ZM59 33H60V31H59ZM59 33H58V34H59ZM64 33L66 34V32L63 31V33L61 34V36L59 35L60 37H58V39L60 38L59 40H61V38L63 37V39L61 40V41L63 42L61 45H63V46H64V42H66V41H67V38H69V36H68V37H65V38H66V39H65V38H64ZM136 33H137V32H136ZM140 33H142V31H141ZM1 34H2V35H1ZM7 34H6V37H7ZM17 34H19V35L21 34L20 37H19V35H17ZM38 34H40V33L38 32ZM45 34H46V32H45ZM54 34H56V33H54ZM26 35H27V34H26ZM28 35H30V34H28ZM28 35H27V36H24L23 39H25V40H22V39H21L22 42L20 41V44L23 43V41H24V43H23L24 46L22 47V45H23V44H22L21 47H20V50L22 49V52L19 51V47H17V46H20V44H19V43L17 44V42H15V43L17 44V45H16V44L14 43V41H15L14 39H11V40L13 41V43H12V41L10 40L9 37H7V38L5 37L6 39H9V40H8V41H9L8 43H9L10 45H11V44L16 45L15 48H16V47L18 48V49L16 48L17 51L14 50V46H10L11 48H9V45H8V44H7L8 46L5 45V44L7 43V42H6L7 40H6L5 38H4V41L2 42V43H4V44H2V43H1V40H3V39H2V37L0 38V44L2 45V46L0 45V49H1V50H0L1 52H0V53H1V54L3 53L2 56H1V54H0V56H1V57H0V67H1V68H0V74H1V75H2V72H3L4 69H5V72L9 71L11 75H12V74H16V73H13V72L15 71V69L17 68V66H14V65H16V63L21 67V68H20V67L17 68V69H19V70H22L24 67H26V66H28V65L30 66L31 62H28V64H27V60H28L27 58H29L28 61H30L31 59H33V60H31L32 62H33V61H34V62H35V61L38 62L37 59H38L39 57L36 55V57H37V59H36V57H33L35 54H33V56H32V53H36V54L39 53V54H41V52H42V54L46 53V54L49 56V54L52 53V51H55V49L52 50L51 48H49V50H51V51L44 50V49H46V47H47V49H48V47H52V48H53V46H54V42H53V41H52V42H53V46H52V45L49 46L48 43H44V42H43V41H45L43 38H38L39 40H37V41H38L37 43H39V44H35V46H34L35 49H36L35 52H32V51H34V48H32V49H33L32 51L30 50V51H31V52H29V53L31 54V55H30V54L28 53V51H29L28 49L31 48L30 46H33V42H34V41H32V40L35 39V38L37 39L38 35L36 34L37 36H36L35 38H33V36H31L33 39H32L30 36H28ZM40 35H41V34H40ZM42 35L44 36V33H43ZM46 35H51V38H52L53 33H52V34H49V33H48V34H46ZM62 35H63V36H62ZM8 36H9V35H8ZM13 36H16V37H13ZM43 36H42V37H43ZM54 36H56V35H53V37H54ZM123 36H124V35H123ZM133 36H135V35H133ZM138 36L141 37V35H138ZM10 37H11V36H10ZM39 37H40V36H39ZM44 37H45V36H44ZM83 37H84V36H83ZM83 37H82V40H83V42H84ZM125 37H126V36H125ZM140 37H139V38H140ZM28 38H30V39H28ZM46 38H47V37H46ZM48 38H49V36H48ZM137 38H138V37H136V40H137ZM26 39H27L28 42L26 41ZM31 39H32V40H31ZM40 39H41V40H40ZM42 39H43V40H42ZM74 39H75V38H74ZM74 39H72V40H74ZM124 39H125V38H124ZM131 39H132V38H131ZM142 39H143V37H142ZM29 40H30V42H29ZM51 40H54V39L52 38ZM65 40H66V41H65ZM69 40H70V39H68L67 42H69ZM72 40H70V42H71ZM77 40H79V39H77ZM25 41L28 43V45H27V43H26ZM35 41H36V40H35ZM40 41H41V42H40ZM46 41L48 42V39H47ZM61 41H60V42H61ZM120 41H121V39H120ZM52 42H49V43H52ZM67 42H66V43H67ZM72 42H73V41H72ZM81 42H82V41H81ZM86 42H87V41H86ZM136 42H137V41H136ZM29 43H30V45H29ZM31 43H32V44H31ZM34 43H35V42H34ZM40 43H42L41 45H44L45 48H44V46H43V49H42V46L40 45ZM125 43H127V42H125ZM139 43H140V41H139ZM139 43H138V44H139ZM46 44H47V45H46ZM74 44H76V43H74ZM81 44H83V43H81ZM127 44H128V43H127ZM140 44H142V43H140ZM143 44H142V45H143ZM26 45H27V46H26ZM39 45H40L41 49H42L44 52H43L41 49H40L41 52H40V51H39V52H36V51H37V48H36V47L39 46ZM61 45H60V46H61ZM87 45H89V44H87ZM98 45H100V44H98ZM128 45L130 46V44H128ZM134 45H135V44H134ZM3 46H4L6 49H5ZM81 46H82V45H81ZM100 46H101V45H100ZM118 46H119V45H118ZM123 46H124V45H123ZM139 46H140V45H139ZM2 47H3V49H2ZM55 47H56V46H55ZM73 47H75V45H74ZM76 47H77V45H76ZM76 47H75V48H76ZM96 47H97V46H96ZM121 47H122V46H121ZM133 47H134V46H133ZM26 48H27V49H26ZM58 48H59V47H58ZM61 48H62V47H61ZM66 48L69 49L68 47H66ZM66 48H65V49H66ZM88 48H89V47H87V50H88ZM124 48H125V47H124ZM4 49H5V50H4ZM11 49H12V50H11ZM77 49H78V48H77ZM93 49H94V48H93ZM101 49L103 50V47H102ZM122 49H123V48H122ZM136 49H137V48H136ZM10 50H11V51H10ZM13 50H14V51H13ZM24 50H27V51H26L27 53H26ZM85 50H86V49H84V51H85ZM87 50H86V51H87ZM90 50H91V47H90ZM2 51H3V52H2ZM4 51H6V52L4 53ZM9 51H10V52H9ZM23 51H24L25 53H24ZM47 51L49 52V54L47 53ZM69 51H70V52H69ZM69 51H68L69 53L66 52V54H68L69 56L65 54V56H67L68 59L71 57L72 59L78 60V59H76V56H77V55H78V57H79V56H81V57H83V56L85 57V56H86V55H84V54L82 55V53H81L82 50H80V51H81V52H80L81 55L78 54V53H79V52H78L79 50L76 51V52H78V53H77V55H74L75 57L73 56V54H74V53L76 54V52H74L73 49H72V50H69ZM91 51L95 52L96 50L94 49V50H91ZM126 51H127V50H126ZM16 52H17V53H16ZM19 52H20V53H19ZM87 52H88V51H87ZM134 52H135V51H134ZM136 52H137V51H136ZM138 52H139V51H138ZM142 52H143V51H142ZM10 53H11L13 56H12ZM13 53H14V54H13ZM89 53H90V52H89ZM131 53H132V52H131ZM140 53H141V52H140ZM17 54H18L19 56H18ZM21 54H22V55H21ZM28 54H29V56H32L33 58H32V57L30 58V57H28V56H27V58H26V55H28ZM39 54H38V55H39ZM42 54H41L40 58L42 57ZM46 54H45L44 57H47ZM93 54H94V53H93ZM95 54H96V53H95ZM98 54H99V52H98ZM98 54H97V55H98ZM16 55H17V56H16ZM114 55H115V54H114ZM21 56H23V58H24V56H25V59H23ZM51 56L54 57V53H53V55H51ZM62 56H63V54H62V55H60V54L58 55V57H59L58 61H61V59L64 58V56H63V57H62ZM117 56H118V55H117ZM117 56H116V57H117ZM4 57H5V59H4ZM6 57H7V58H6ZM78 57H77V58H78ZM84 57H83L82 59H81V58H79V59H80V60H83ZM90 57H91V56H88V57L86 56L85 59L88 60V58L90 59ZM102 57H103V55H102ZM108 57H109V56H108ZM110 57H111V56H110ZM116 57H115V59H116ZM133 57H134V56H133ZM8 58H9L10 60H9ZM51 58H52V57H51ZM54 58H55V57H54ZM54 58H52V60H53ZM60 58H61V59H60ZM65 58H66V57H65ZM91 58H92V57H91ZM100 58H101V57H100ZM104 58H105V60H106V57H104ZM138 58H140V55H139ZM19 59H20V60H19ZM26 59H27V60H26ZM68 59H67V61H68ZM85 59L83 60L84 62H86ZM93 59H94V58H93ZM5 60H6V61H5ZM52 60H48V61H52ZM55 60H56V59H55ZM121 60H122V59H121ZM2 61H3V63L1 64ZM14 61H16V63H15ZM22 61H23V62H22ZM42 61H43V59H42ZM45 61H47V60H44L43 63L46 64V65L48 66V65H49V62H46V63H45ZM83 61H82V66H86V63H83ZM95 61H96V60H95ZM101 61H102V60H101ZM112 61H113V60H112ZM36 62H35V64H36ZM68 62H69V61H68ZM68 62L64 61V63H66V66L69 65ZM75 62L77 63V61H75ZM103 62L105 63L106 61H103ZM107 62H108V61H107ZM115 62H116V61H115ZM115 62H112V63H115ZM29 63H30V64H29ZM40 63H41V60H40L37 64H39V66L44 65V64H41V65H40ZM51 63H52V62H51ZM56 63H57V62H56ZM56 63H55V64H56ZM64 63H63V64H64ZM70 63H71V65L76 64V63H73V61L70 62ZM79 63H80V62H79ZM88 63H89V61H88ZM99 63H100V62H99ZM4 64H6V66H7L8 68H11V69L8 70L7 68H5V65H4ZM7 64L10 65V67H9ZM22 64H27V65H26V66L23 65V67H22ZM37 64H36V66H38ZM55 64L52 63V66L54 65L53 67L56 68ZM89 64H90V63H89ZM107 64H108V63H107ZM109 64H110V63H109ZM115 64H116V63H115ZM120 64H121V63H120ZM124 64H125V63H124ZM165 64H166V63H165ZM193 64H194V63H193ZM1 65H4V66H1ZM46 65H45V66H46ZM58 65H61V62H60ZM71 65H70V66H71ZM100 65H101V64H100ZM110 65H112V64H110ZM172 65H173V64H172ZM191 65H192V64H191ZM12 66H13V67H12ZM45 66H44V67H45ZM52 66H49V69H51ZM66 66H65V72H66V73H64V72H63V73H64L67 77H69V73H71V72H69L68 70H69L70 68H69V66H68L67 68H69V69L66 70V69H67ZM76 66H77V65H76ZM76 66L73 65L71 68L75 71V68H77ZM98 66H99V65H98ZM114 66H115V65H114ZM121 66H122V65H121ZM154 66H155V67H154ZM182 66H181V67H182ZM192 66H193V65H192ZM3 67H4V68H3ZM57 67H58V66H57ZM101 67H103V66H101ZM117 67H118V66H117ZM177 67H178V66H177ZM177 67H176V68H177ZM40 68H41V67H40ZM40 68H39V69H40ZM55 68H54V69H55ZM91 68H92V67H91ZM109 68H110V67H109ZM120 68H121V67H120ZM132 68H133V67H132ZM147 68H148V67H147ZM165 68H166V66H165ZM17 69H16V70H17ZM44 69L47 70V71L44 70V71H45V72L43 71L44 73L48 72V70H49L47 67L44 68ZM54 69H53V71H54ZM56 69H57V68H56ZM56 69H55L54 72H56V71L58 72V70H56ZM72 69H71V70H72ZM83 69H84V68H83ZM110 69H111V68H110ZM183 69H184V68H182L181 70L183 71ZM192 69H193V67H192ZM10 70H12V71H10ZM23 70H24V69H23ZM23 70H22V71H23ZM37 70H38V68H37ZM87 70H88V69L86 68V71H87ZM92 70H93V68H92ZM98 70H99V68H98L97 70L94 69L93 72H89V70H88L87 72H89V74H86L85 78H87V77H88V78L90 77L89 79H92L93 77L95 78L96 75H98V73H101V74H102L104 68H103V70H101V69H100L99 71H98ZM114 70H115V68H114ZM144 70H145V69H144ZM153 70H154V69H153ZM153 70H152V71H153ZM178 70H179V67H178ZM181 70H180V71H181ZM186 70H184V71H186ZM62 71H64V70H62ZM62 71L60 70L59 72L62 73ZM77 71H78V72H77ZM79 71H80V70L78 69V70H76L74 73H78V75H79V74L81 73V71H80V73H79ZM86 71H85V69L83 70V72H86ZM94 71H95L96 75H95ZM111 71H112V70H111ZM136 71H137V70H136ZM138 71H139V70H138ZM138 71H137V74H136V75H139V76H137V77L135 76V77L132 79V81L129 80V81L132 82V83H131V85L129 84V86L127 85L128 87H127L125 84H124V85H121L122 82L119 83V84H120L119 86L121 87V89H123L122 86H125V87H124V90H125V88L127 87V89L125 90L126 92H125V91H122L121 89L118 90V91H120V93L122 92V95L125 94L126 98H128V101L126 100L127 102H126L124 99H123V100H124L125 102H122L123 100H122V98H120L119 93H118L117 95H115L116 93H113V91H111V93H113L114 95L111 94V93H110V94H111L112 96H111V95H110V96L108 95V97H110V98H108V99H110V100H112V99L115 100V101L113 102V104H117V105H115V106H116V107H115V109H116L115 111H117V114H118L117 117H118V118H119V117H122V118H120L121 121H120V119H119L120 122L118 121V118H117L116 120H117L119 123H121V122L123 123L122 126H117V127H115L113 124H116V125H117L118 122H117V123H114V122H113V124H112L113 127L110 128V129L112 130V133H114V131H116V130H121V131H119V132H123V131H124V132H127V131H128V133H129V132L134 133V132H136V131H133V130L135 129V127H136V126L139 127V126L143 125V123L145 122V121H143V123H142L141 125L139 124V126H138V123L136 124V122L133 121L134 116H135L136 113H137V111H136L135 109H137V108H136V106H135V108H134V103L132 104V102H134V101H132V100H134V99L137 100V101H136V103H137L139 100L144 99V98H139V97H140V94H138V93L135 92V91H138L139 89H141L140 87L143 88V85H145L147 82H149V81H148V80H149L148 78L146 79L145 77H143L144 75L147 76V74H144V75H143V74L141 73V74L143 75V76H142L140 73L138 74ZM145 71H147V70H145ZM164 71H165V70H164ZM164 71H163V72H164ZM189 71H190V70H188V72H189ZM193 71H194V70H193ZM193 71H190V73H191V72L193 73ZM59 72H58V73H59ZM67 72H68V73H67ZM104 72H105V70H104ZM107 72H108V71H107ZM132 72H134V71H132ZM141 72H142V71H141ZM153 72H154V71H153ZM155 72L157 73V71H155ZM161 72H162V71H161ZM188 72H187V73H188ZM194 72H195V71H194ZM39 73H40V72H39ZM51 73H52V69L49 70V72H48V75H49V76H48V77H51V75L53 76V74H51ZM58 73H56V75H57ZM63 73H62V75H63ZM74 73H73V74H74ZM90 73H91V76H93V77L89 76ZM93 73H94V74H93ZM109 73H110V72H109ZM127 73H128V72H127ZM135 73H136V72H134V74H135ZM145 73H146V72H145ZM81 74H82V73H81ZM83 74H85V73H83ZM107 74H108V73H107ZM107 74H104V76H103V75H102V76L99 75V77H103V79H107V80H108V78H109L108 76H109V75L107 76ZM183 74H185V72H184V73H181V72H180V75H183ZM193 74H194V73H193ZM1 75H0V76H1ZM11 75H10V76H11ZM18 75H19V76H18ZM18 75H13V76H14V78H13V76L10 77V76H9V73H7V77H10V81L13 80V79L15 80V79H16L15 77H20V75H22V74H18ZM40 75H41V74H40ZM44 75H46V74H44ZM58 75H59V77L61 76L60 73H59ZM58 75H57V76H58ZM76 75H77V74H76ZM78 75H77V76H78ZM105 75H106L107 77H106ZM186 75H187V74H186ZM54 76H55V74H54ZM57 76H55V77L57 78ZM184 76H185V75H184ZM1 77H3V76H1ZM1 77H0V81H1V79H2L1 82L3 83L4 79L1 78ZM70 77H71V76H70ZM70 77H69V78H70ZM78 77H79V76H78ZM82 77H83V76H82ZM99 77H98V78H99ZM104 77H105V78H104ZM125 77H126V76H125ZM37 78H38V77H37ZM79 78H80V77H79ZM128 78H129V76H128ZM130 78H131V77H130ZM130 78H129V79H130ZM39 79H41V78H38V80H39ZM53 79H54V78H53ZM58 79H59V78H58ZM71 79H72V78H71ZM71 79H69V80H71ZM103 79H102L101 81H106V82H108V81H110V79H112V78L110 77L108 81H107V80H103ZM113 79H114V78H113ZM184 79H185V78H184ZM7 80H8V79H7ZM14 80H13V81H14ZM51 80H52V77H51ZM62 80H64V79H62ZM86 80H87V79H86ZM86 80L84 79V84H85V81H86ZM92 80H93V79H92ZM173 80H174V79H173ZM175 80H176V77H175ZM175 80H174V81H175ZM34 81H35V80H34ZM178 81H182V80H178ZM185 81H186V80H185ZM185 81H184V85H185L186 82H187V81H186V82H185ZM1 82H0V84H1ZM58 82H59V80H58ZM68 82H69V81H66V83H68ZM93 82H95V81H93ZM182 82H183V81H182ZM189 82H190V81H189ZM189 82H187V83H189ZM191 82L193 83V81H191ZM32 83H33V82H32ZM39 83H40V82H39ZM51 83H52V81H51ZM70 83H72V85H73V84H74V81L72 80L71 82H69V84H70ZM89 83H90V82H89ZM111 83H112V84L110 85V87H112V85H113L114 82H111ZM116 83H117V82H116ZM33 84H34V83H33ZM41 84H43V82H42ZM45 84H48V83H45ZM54 84H55V86H56V83H54ZM57 84H58V83H57ZM69 84H66V87H64L65 84H64V85L62 84L61 86H60L59 84H58V85H59L61 88H62V86H63L64 89H65V88H67V86H68ZM87 84H88V83H86V85H84V86H86V87H88V85L90 86V84H88V85H87ZM108 84H110V82H109ZM172 84H173V83H172ZM176 84H178V82L175 83V85H176ZM181 84H183V83H181ZM26 85H27V84H26ZM36 85H37V84H36ZM72 85H70V86H72ZM75 85H76V84H75ZM98 85H99V86H98L97 88H99V87L101 86L100 84H98ZM104 85H105V84H104ZM116 85H117V84H116ZM133 85H134L136 88H134ZM146 85H147V84H146ZM179 85H180V83H179ZM179 85H177V86L179 87ZM190 85H192V84H190ZM59 86H57V87H59ZM147 86H148V85H147ZM177 86H175V87H177ZM182 86H183V85H182ZM192 86H193V85H192ZM42 87H43V86H42ZM74 87H75V86H74ZM77 87H78V86H76V88H77ZM81 87H82V86H81ZM101 87H103V86H101ZM101 87H100V88H101ZM113 87H114V86H113ZM113 87H112V88H113ZM148 87H149V86H148ZM172 87H173V86H172ZM180 87H181V85H180ZM185 87H186V86H185ZM185 87H183V88H185ZM32 88H33V86H32ZM68 88H69V87H68ZM70 88L72 89V93H73V90H74L75 88H72V87H70ZM70 88H69V90H71ZM97 88H96V89H97ZM138 88H139V89H138ZM153 88H154V86H153ZM186 88H188V87H186ZM194 88H195V86H194ZM34 89H35V88H34ZM64 89H63V90H64ZM80 89H81V88H80ZM93 89H94V88H93ZM118 89H119V88H118ZM145 89H146V88H144V90H145ZM173 89H174V87H173ZM178 89H179V88H178ZM190 89H191V87H190ZM59 90H60V88H59ZM63 90H61V91H63ZM91 90H92V88H91ZM91 90H90V91H91ZM97 90H98V89H97ZM182 90H183V89H182ZM184 90H185V89H184ZM188 90H189V88H188ZM191 90H192V89H191ZM193 90H194V89H193ZM49 91H51V90H49ZM54 91H55V90H54ZM99 91H100V89H99ZM141 91H142V90H141ZM176 91H177V90H176ZM57 92H58V91H57ZM63 92H65V91H63ZM70 92H71V91H70ZM76 92H77V90H76ZM76 92H75V90H74V93H76ZM105 92H106V90H105ZM109 92H110V91H109ZM179 92H182V91H179ZM188 92H189V91H188ZM58 93H59V92H58ZM78 93H79V91H78ZM82 93H83V92H82ZM101 93H102V92H101ZM101 93H100V95H101V96H104V95L101 94ZM106 93H107V92H106ZM106 93H105V94H106ZM139 93H140V90H139ZM150 93H151V92H150ZM154 93H155V91H154ZM53 94H54V93H53ZM76 94H77V93H76ZM85 94H86V93H85ZM98 94H99V92H97V97L99 96ZM107 94H108V93H107ZM141 94H142V93H141ZM143 94H144V93H143ZM146 94H147V93H146ZM55 95H56V94H55ZM73 95H74V94H73ZM83 95H84V94H83ZM87 95H89V94H87ZM87 95H86V96H87ZM120 95H121V94H120ZM151 95H152V94H151ZM95 96H96V95H95ZM147 96H148V95H147ZM46 97H47V96H46ZM57 97H58V96H57ZM67 97H68V96H67ZM88 97H89V96H88ZM97 97H95V98H97ZM105 97H107V96H105ZM148 97H149V96H148ZM174 97H176V96L174 95L173 98H174ZM30 98H31V97H30ZM35 98H37V97L35 96ZM68 98H70V97H68ZM80 98H81V102H82V100H83L82 98H84V97L81 96ZM116 98H117L118 100H117ZM119 98H120V100H119ZM123 98H124V97H123ZM145 98H146V97H145ZM168 98H169V96H168ZM171 98H172V97H171ZM63 99H64V98H63ZM39 100H40V99H39ZM74 100H75V99H74ZM85 100H87V98H86ZM85 100H84V101H85ZM93 100H94V99H93ZM116 100H117V101H116ZM145 100H146V99H145ZM150 100H153V99H150ZM169 100H171V99H169ZM90 101H92V100H90ZM106 101H107V100H106ZM143 101H144V100H143ZM47 102H48V101H47ZM81 102H80V103H81ZM85 102H87V101H85ZM88 102H89V101H88ZM88 102H87V103H88ZM94 102H95V101H93V104H94ZM97 102H98V100H97ZM118 102H119V103H118ZM121 102H122L123 104H122ZM139 102H140V103H138V106L141 104V101H139ZM168 102H169V101H168ZM172 102H173V100H172ZM41 103H44V102H41ZM41 103H39V104H41ZM57 103H58V102H57ZM60 103H61V102H60ZM152 103H153V102H152ZM81 104H82V103H81ZM83 104L85 105V103H83ZM83 104H82V107H83ZM88 104H89V103H88ZM100 104H101V103H100ZM100 104H99V105H100ZM169 104H170V102H169ZM49 105H51V104H49ZM65 105H66V104H65ZM91 105H92V104H91ZM91 105H88V106L90 107ZM94 105L96 106V104H94ZM99 105H97L96 109L99 108ZM135 105H137V104H135ZM166 105H167V104H166ZM95 106H94V108H95ZM159 106H160V105H159ZM170 106H171V105H170ZM2 107H4V106H2ZM80 107H81V105L79 106V109H80ZM92 107H93V106H92ZM113 107H114V106H113ZM140 107H142V104L139 106V108H140ZM69 108H70V107H69ZM85 108H86V107H85ZM85 108H84V109H85ZM149 108H150V106H149ZM149 108H147V109H149ZM160 108H162V107L160 106ZM167 108H168V107H167ZM174 108H175V107H174ZM177 108H178V107H177ZM40 109H41V107H40ZM55 109H56V108H55ZM92 109H93V108H92ZM104 109H105V108H104ZM142 109H143V110H142ZM142 109H140V111L145 112L146 107H144V108L142 107ZM147 109H146V114H147V113H150V112H153L151 108H150V110H147ZM158 109H159V108H158ZM38 110H39V109H37V111H38ZM47 110H49V109H47ZM67 110H68V109H67ZM87 110H88V109H87ZM101 110H102V109H101ZM137 110H138V109H137ZM156 110H157V109H156ZM159 110H160V109H159ZM168 110H169V109H168ZM168 110H167V111H168ZM16 111H17V110H16ZM40 111H41V110H40ZM42 111H43V109H42ZM59 111H60V110H59ZM76 111H77V110H76ZM90 111H91V109H90ZM96 111H97V110H96ZM164 111H166V110L164 109L163 112H164ZM35 112H36V111H35ZM74 112H75V111H74ZM81 112H82V111H81ZM98 112H99V110H98ZM98 112H97V114H98ZM155 112H156V111H155ZM158 112H159V111H158ZM171 112H172V109H171ZM33 113H34V112H33ZM44 113H46V112H44ZM49 113H51V112H49ZM49 113H48V114H49ZM85 113H86V112H85ZM90 113H91V112H90ZM95 113H96V112H95ZM99 113H100V112H99ZM102 113H103V111H102ZM105 113H107V110H106ZM105 113H104V114H105ZM172 113H173V112H172ZM172 113H171V114H172ZM176 113H177V112H176ZM48 114H45V116L48 115ZM52 114H53V113H52ZM52 114H51V116H52ZM61 114H62V113H61ZM76 114H77V113H76ZM87 114H88V113H87ZM137 114H138V113H137ZM144 114H145V113H144ZM150 114H151V113H150ZM150 114H149V115H150ZM152 114L155 116L154 113H152ZM169 114H170V113H169ZM173 114L176 116L175 113H173ZM41 115H42V114H41ZM63 115H65V113H64ZM73 115H74V114H73ZM78 115H79V114H77V116H76L75 118H77ZM99 115H100V114H99ZM109 115H110V114H109ZM109 115H108V116H109ZM153 115H152V116H149V117H153V118H157V117H158V116L154 117ZM177 115H178V114H177ZM187 115H188V114H187ZM43 116H44V115H43ZM43 116H42V117L40 116V119H41V118L43 119ZM97 116H98V115H97ZM115 116H116V115H115ZM169 116H170V115H169ZM171 116H172V115H171ZM0 117H1V116H0ZM18 117H22V115H21V116L19 115ZM53 117H54V116H52V118H53ZM69 117H70V116H69ZM94 117H96V116H94ZM100 117H101V116H100ZM106 117H107V116H106ZM111 117H112V116H111ZM15 118H16V117H15ZM22 118H24V117H22ZM45 118H46V117H45ZM45 118H44L43 121L40 120V119L33 118L32 121H34V122H36V123H34V122H32V121L29 122L30 119L28 120L27 118H26V119H27L28 121H27L25 118H24V120H23V119H20V120L23 121L24 125H25V122H26L27 125L25 126V128H26L28 125H30V123L34 124L33 126H34V128H36L35 126H36V125H37V126H40V123L42 122L43 125H41V127L44 128V129H46V128H45V124L47 125V123H45V120H47V118H46V119H45ZM61 118H64V116L61 117ZM65 118H66V117H65ZM89 118H90V116H89ZM92 118H93V117H92ZM96 118H97V117H96ZM140 118H142V117H138V119H136V120H139ZM143 118H144V117H143ZM159 118H160V117H159ZM2 119H3V120H2ZM2 119L0 120V122H1V121H2V123L4 122V123H5V127L7 128V126L10 125V122H9L8 120H7V121H4L5 119H4L3 117H2ZM35 119H36V121H35ZM53 119H54V118H53ZM102 119H103V118H102ZM114 119H115V118H114ZM131 119H132V120H131ZM149 119H150V118H149ZM167 119L169 120V117H168ZM167 119H166V120H167ZM25 120H26V121H25ZM49 120H51V119H49ZM64 120H65V119H64ZM93 120H94V118H93ZM155 120H156V119H155ZM155 120H151V123H150V121H146V123L144 124V128H143L144 132L146 131L145 135H151V134H149V133H152V132H153L152 134H154V133H156V132H158V131L161 130V129L158 130V128H159V127H158V123H157ZM161 120H163V118L158 119L159 122H160ZM166 120H164V121H166ZM180 120H181V119H180ZM37 121H38V123H37ZM65 121H66V120H65ZM75 121H76V119H75ZM75 121H74V123H75ZM78 121H80V120H78ZM101 121H102V120H101ZM112 121H113V120H112ZM114 121H115V120H114ZM123 121H124V122H123ZM7 122H8L9 124H8ZM83 122H84V121H83ZM105 122H106V120H105ZM105 122H103V123H105ZM107 122H108V121H107ZM109 122L111 123V120H110ZM109 122H108V123H109ZM137 122L140 123L141 121H137ZM2 123H1V124H2ZM12 123H13V121H12ZM14 123H15V122H14ZM23 123H22V124H23ZM42 123H41V124H42ZM44 123H45V124H44ZM63 123H65V122H63ZM93 123L97 124V125H95V126L97 127L96 129H98L99 126H100V125L98 124V122L95 121V122H93ZM161 123L163 124L162 121H161ZM164 123H165V122H164ZM174 123L176 124V122H174ZM182 123H183V122H182ZM1 124H0V125H1ZM22 124H21V125H22ZM32 124H31V125H32ZM35 124H36V125H35ZM38 124H39V125H38ZM57 124H58V123H57ZM67 124H68V122H67ZM67 124H66V123H65V125L62 124L63 127H62V126H61V128L59 127V128H60V129H59V133L62 132L61 130H62L63 128L66 129V134H67V131L69 132L68 127H69L70 124H68V125H67ZM75 124H78V123H75ZM6 125H7V126H6ZM31 125H30V126H31ZM60 125H61V123H60ZM60 125H58V126H60ZM78 125H79V126H78ZM78 125H77V127H79V128H77V129H76V128H75V129L73 128L72 130L70 129L71 132L76 133L75 135H78V134L80 135V134H81V133H77L78 130L82 131V132H83L82 134H84L86 131H88V133H89V132L92 133V130L90 131V128H91V126H92V128L95 127V126H93L94 124H88V125H87V124L83 123V125H82V124H78ZM80 125H82V127H81ZM98 125H99V126H98ZM103 125H104V124H103ZM112 125H111V126H112ZM1 126H2V125H1ZM104 126H105V125H104ZM106 126H108V125H106ZM9 127H11V125H10ZM22 127H24V126H22ZM22 127H21V128H22ZM41 127H39V128L37 127L38 130H39V133H40V131H41V130H40ZM66 127H67V128H66ZM70 127H71V126H70ZM74 127H75V126H74ZM100 127H101V126H100ZM118 127H119V128H118ZM25 128H24V129H25ZM37 128L34 129V130H35V133H38V132H36V131H37ZM71 128H72V127H71ZM101 128H103V127H101ZM113 128H117V129H113ZM1 129L4 130V132L1 130V131H0V134H1V132H2V135H3V134L6 135V133H5V129H4L3 127H1ZM47 129H48L49 131L52 130V128H49V124H48V126H47ZM47 129H46V131L44 130L46 133H47ZM67 129H68V130H67ZM96 129H95V131H94L95 133L98 132ZM103 129H104V128H103ZM110 129H109V130H110ZM25 130H26V129H25ZM31 130H32V129H31ZM63 130H64V129H63ZM74 130H75V131H74ZM76 130H77V131H76ZM101 130H102V129H101ZM111 130H110V131H111ZM113 130H114V131H113ZM125 130H126V131H125ZM131 130H132V131H131ZM157 130H158V131H157ZM27 131H28V129H27ZM53 131H54V129L52 130V132H53ZM99 131H100V130H99ZM102 131H103V130H102ZM102 131H100V133H101ZM105 131H106V130H105ZM110 131H109V133H111ZM139 131H140V130H139ZM141 131H142V130H141ZM155 131H156V132H155ZM6 132H7V130H6ZM21 132H22V131H21ZM23 132H24V131H23ZM31 132L33 133V130L30 131V133H31ZM45 132H43V135H44ZM54 132H55V131H54ZM71 132H69V133H71ZM78 132H79V131H78ZM94 132H93V134H94ZM116 132H118V131H116ZM137 132H138V131H137ZM144 132H142V134H143ZM147 132H148V133H147ZM163 132H165V131H162V134H163ZM14 133H18V131L14 132ZM14 133H13V134H14ZM46 133H45V134H46ZM74 133H73V134H74ZM86 133H87V132H86ZM86 133H85V134H86ZM88 133H87V135H86L87 138H90L91 136H93V139H94V140L96 139L95 135H91V133H89V135H91V136H88ZM98 133H99V132H98ZM128 133H126V135H127ZM132 133H131V134H132ZM138 133H139V132H138ZM138 133H134V134H136V136H137ZM140 133H141V132H140ZM140 133H139V134H140ZM158 133L160 134V132H158ZM194 133H195V132H194ZM13 134H12V135H13ZM22 134H23V136L26 135V134H24V133H22ZM27 134H28V133H27ZM57 134H58V133H57ZM64 134H65V132H64ZM73 134H72L71 136H73ZM102 134H104V136L107 137V135H106L104 132H102L101 134H98V135H99L98 137H100V136H101V137H104ZM5 135H3V136H5ZM38 135H39V134H38ZM38 135H37V136H38ZM46 135H47V134H46ZM46 135H44V136H46ZM53 135H54V134H53ZM55 135H56V134H55ZM110 135H111V134H110ZM132 135H133V134H132ZM132 135H131V137H130V136H129V137H130V138L136 137L135 135H134V136H132ZM145 135H143V136H145ZM157 135H158V134H157ZM160 135H161V134H160ZM10 136H11V134H10ZM21 136H22V135H21ZM27 136H28V135H27ZM30 136H31V135H30ZM115 136H116V135H115ZM115 136H114V137H115ZM122 136H123V135H122ZM124 136H125V135H124ZM124 136H123V137H124ZM138 136L140 137L141 135H138ZM158 136H159V135H158ZM158 136H157V137H156V136L154 137V141H155V142H158V141H156L157 138H158ZM6 137L8 138L7 135H6ZM6 137H4V139H5ZM18 137H19V136H18ZM18 137H15V138H16V139H15L16 141H17V138H18ZM24 137H25V136H24ZM32 137H33V136L30 137L31 140L33 139ZM40 137H41V136H40ZM49 137H53V136H49ZM49 137H48V139H47V137H46V138H45L46 140H44V138L42 137V139H39V140H41V142H40V143H37V145H40V144H41L42 147H45V146L47 145V143H51V142H52V141H51L52 139L49 138ZM57 137H63V132H62V135H61V136L58 134ZM57 137L55 136L54 138L57 139ZM64 137H65V135H64ZM74 137H75V136H74ZM94 137H95V138H94ZM105 137H104V138H105ZM111 137H112V136H111ZM116 137H117V136H116ZM146 137H149V136H146ZM152 137H153V136H151L150 139H152ZM7 138H6V139H7ZM28 138H29V136H28ZM28 138H26V139H28ZM34 138H35V136H34ZM36 138H37V137H36ZM80 138H82L81 140H84L83 138H85V136H82V137H80ZM80 138H78V139H79L78 142L80 141V143H81ZM91 138H92V137H91ZM119 138H121V137H119ZM141 138H142V137H141ZM144 138H145V137H144ZM161 138H162V137H160V139H161ZM6 139H5V140H6ZM9 139H10V138H8V140H9ZM12 139H13V138H12ZM18 139H19V138H18ZM26 139L23 138L24 141H25ZM65 139H66V138H65ZM93 139H91V140H93ZM99 139H101V138H99ZM114 139H115V138H114ZM124 139H125V138H124ZM145 139L147 140V138H145ZM155 139H156V140H155ZM160 139H159V140H160ZM5 140H4V141H5ZM58 140L60 141V140H63V139L59 138ZM73 140L76 142V139H75V138L72 139V141H73ZM85 140H86V142H89L87 139H85ZM97 140H98V139H97ZM127 140H128V139H127ZM146 140H145V141H146ZM152 140H153V139H152ZM37 141H38V139H37ZM43 141H44V142L46 141V142H45L46 145H44L45 143H44ZM48 141H51V142H48ZM59 141H58V143H59ZM65 141H66V140L63 141L64 144H65ZM114 141H115V140H114ZM119 141H120V140H119ZM5 142H6V141H5ZM38 142H39V141H38ZM60 142H62V141H60ZM66 142L71 143L70 140H69V141L67 140ZM78 142H77V143H78ZM86 142L83 143V141H82L81 144L79 143L81 149H83V148H85V147L87 146V145H86V144H87ZM93 142H94L95 145H96V143H98V141H96V142L93 141ZM103 142L106 143L107 141L105 142V140H102L101 143H103ZM155 142H154V143H155ZM191 142H192V141H191ZM6 143H7V142H6ZM12 143H13V142H12ZM12 143H10V144L12 145ZM15 143H18V142H15ZM42 143H44V144H42ZM56 143H57V141H56ZM128 143H129V142H128ZM137 143H138V142H137ZM139 143H140V142H139ZM147 143H150V142L146 141V143H144V145H145V144H146V145H145V146L143 145V148H144V149H140V150L143 151L142 153H139L138 155H137V153H136L137 156L134 158V160L131 158L133 161L131 160L132 162H131L130 164H126V165H124V168L121 167V168L125 169V171H127L128 174H126L125 171H124L125 173H123V170H122V169H121L122 172L119 170L121 173L124 174V176H121L120 179H119V181H120V183H121L120 185L122 186V189H124L123 191L125 192V191H128V189H129L130 187L134 188L135 185L138 184L139 180H141L140 183L137 185V188H138V189H137L136 187H135L136 189L134 188V189H135V192L133 191L134 194H131V193H133V192H131V193L129 192V193L131 194V196H132V195H133L132 197H135V196H136L137 198H140V200H141V198H142L143 196H145V197L147 196V197H148V196H152V194H153V195L155 194V195H154L155 198H156L155 200H158L159 202H161L162 205H163V204L166 205L167 209H169V212H170V208L173 209V208H172L173 205H172V207H170V206L168 205L169 203H170V205H171L172 203H174V204L177 203V206H178L179 204H182V203L180 202V200H181L183 197H184V198H185V197H186V198H189V196H183V195H184L183 192H184L185 190L187 191V189H188L189 187H191V186H188V185H189L190 183L192 184V182H190V183L187 182V183H185V184L182 182V181H183V178H186L187 176H186V177H182L181 175H183V174H182V173H181V174L179 173V170L183 169L182 167H181V169H178V168H179V163H181L182 160H183V159H182L181 162H180L179 159H180L181 157H179V158L177 157L179 163H176V161H173V160H172V159H173V157H171L172 153H171L170 155H169V154L167 155V153L165 154V152H164V153H160V150H158L159 152H157V149L155 150V148L153 149V151L151 150L152 148H150V150L148 149V150L150 151V152H149V151L147 150V146H150V145H147ZM180 143H181V142H180ZM2 144H3L4 146L6 145V144L2 143V141H1L0 149H1V146H3ZM13 144H14V143H13ZM34 144H35V143H34ZM52 144H53V143H52ZM94 144H91V145L93 146ZM113 144H114V142H113ZM118 144H119V143H118ZM176 144H179V142H176ZM62 145H63V144H62ZM65 145H66L65 147L68 146L67 144H65ZM69 145H71V144H69ZM98 145H100V144H98ZM98 145H96V146L98 147ZM104 145H105V144H103V147H104ZM107 145H108V144H107ZM114 145H115V144H114ZM114 145H113V146H114ZM172 145H173V144H172ZM4 146H3V148H4L5 151L2 150L3 148H2L1 151H0V165H1L3 168H4L5 165L7 164V161H8V160L6 161V159H8V156H9V155H11V153H10V149H11V147H10V149L8 150V153H9V155H8L7 153H5L7 149H5ZM6 146H8V145H6ZM89 146H90V145H88V148L90 149ZM140 146H142V144L139 145V147H140ZM33 147H35V146H33ZM38 147H39V146H38ZM61 147H62V146H61ZM75 147H76V146H75ZM99 147H100V146H99ZM139 147H135V148H139ZM12 148H14V147L12 146ZM35 148H36V147H35ZM35 148H34V149H35ZM49 148H51V147H49ZM49 148H48V149H49ZM52 148H53V147H52ZM63 148H64V147H63ZM72 148H73V147H72ZM76 148H77V147H76ZM88 148H87V149H88ZM101 148H102V147H101ZM108 148H109V147H108ZM118 148H119V147H118ZM157 148H158V147H157ZM164 148H166V147H164ZM31 149H32V148H31ZM34 149H32V150H34ZM36 149H37V148H36ZM64 149H65V148H64ZM64 149H61V150H64ZM128 149H129V148H128ZM11 150H12V149H11ZM120 150H121V149H120ZM129 150H130V149H129ZM166 150L168 151V149H166ZM175 150H176V149H175ZM35 151H36V150H35ZM106 151H107V150H105V152H106ZM110 151H111V149H110ZM110 151H108V153H109ZM117 151H118V150H116V152H117ZM162 151H163V150H162ZM162 151H161V152H162ZM181 151L183 152L184 150L181 149ZM3 152H4L5 154H4ZM29 152H31V151H29ZM100 152H101V151H100ZM102 152H103V151H102ZM105 152H104V153H105ZM124 152H125V151H124ZM170 152H171V151H168V153H170ZM172 152H173V151H172ZM53 153H54V152H53ZM118 153H120V152H118ZM121 153H123V152L121 151ZM176 153L179 154L180 151H179V152H176ZM183 153H184V152H183ZM6 154H7V155H6ZM51 154H52V153H51ZM54 154H55V153H54ZM56 154H57V152H56ZM71 154H72V153H71ZM73 154H74V153H73ZM73 154H72V155H73ZM80 154H81V152H80ZM90 154H91V153H90ZM90 154H89V156H90ZM131 154H132V153H131ZM174 154H175V153H174ZM177 154H176V155H177ZM187 154H188V151H187ZM187 154L185 153L184 155H187ZM189 154H190V152H189ZM191 154H192V153H191ZM14 155H15V154L13 153L12 158H13ZM85 155H87V153H85ZM91 155H92V154H91ZM95 155H96V154H95ZM120 155H121V154H120ZM129 155H130V154H129ZM176 155H175V156H176ZM179 155H182V153L179 154ZM184 155H183V156H184ZM6 156H7V157H6ZM15 156H17V155H15ZM70 156H71V155H70ZM118 156H119V154H118ZM130 156H131V155H130ZM132 156H133V155H132ZM175 156H174V157H175ZM187 156H188V155H187ZM190 156H191V155H190ZM83 157H84V156H82V158H83ZM85 157H86V156H85ZM92 157H94V156H92ZM5 158H6V159H5ZM16 158H17V157H16ZM35 158H36V157H35ZM77 158H78V157H77ZM186 158H187V157H185V159H186ZM14 159H15V158H14ZM87 159H89V157L85 158V160H87ZM90 159H91V158H90ZM191 159H192V158H191ZM80 160H81V159H80ZM85 160H84V161H85ZM32 161H37V158H36V160H32ZM94 161H95V160H94ZM9 162H11V160H10ZM85 162H86V161H85ZM87 162H88V161H87ZM188 162H189V157H188V161H187V163H188ZM191 162H194V161L191 160ZM196 162H197V160H196ZM196 162H194V163H196ZM39 163H40V162H39ZM174 163H175V164H174ZM43 164H44V163H43ZM60 164H62V163H60ZM176 164H178V166H176ZM181 164H183V163H181ZM192 164H193V163H192ZM192 164H191V165H192ZM31 165H32V164H31ZM31 165H30V166H31ZM186 165H187V164H186ZM188 165H189L190 168H191V165H190L189 163H188ZM193 165H194V164H193ZM24 166H25V165H24ZM32 166H33V165H32ZM60 166H61V165H60ZM63 166H64V165H63ZM78 166H79V165H78ZM189 166H186V167H189ZM194 166H197V165H194ZM2 167H0V172H2V171H1ZM33 167H34V166H33ZM86 167H87V166H86ZM175 167H178V168H177V169H178L177 172H176L175 170H174V172H173V169H175ZM183 167L185 168V166H183ZM247 167H249V166H247ZM11 168H16V167H15V165H14V166L12 165ZM27 168H28V166H27ZM27 168H26V169H27ZM64 168H65V166H64ZM70 168H71V167H70ZM197 168H198V167H196V170H199V168H198V169H197ZM259 168H260V167H259ZM22 169L25 170V167L22 168ZM57 169H59V168L57 167ZM256 169H257V168H256ZM263 169H264V168H263ZM65 170L67 171L68 168H65ZM71 170H72V169H71ZM183 170H184V169H183ZM183 170H182V172H183ZM189 170H190V169H189ZM192 170H193V171H192ZM192 170H191V171H192V173H193L195 169H192ZM15 171H16V170H15ZM15 171H11V173H13L14 175L17 174L18 172L16 171V172H17V173H16ZM40 171H41V170H40ZM66 171H65V172H66ZM68 171H70V170H68ZM184 171L186 172L187 170H184ZM251 171H253V170H251ZM14 172H15V173H14ZM24 172H25V171H24ZM65 172H62L61 174H64ZM73 172H74V171H73ZM79 172H80V171H79ZM247 172H248V171H247ZM255 172H256V171H254V173H255ZM257 172H258V171H257ZM20 173H21V172H20ZM39 173H40V172H39ZM56 173H57V171H56ZM183 173H184V172H183ZM188 173L191 174L190 172H188ZM13 174H11V175H13ZM52 174H53V173H52ZM52 174H51V175H52ZM54 174H55V172H54ZM59 174H60V173H59ZM68 174H69V173H68ZM123 174H122V175H123ZM189 174H186V175H189ZM17 175H18V174H17ZM84 175H85V174H84ZM120 175H121V174H120ZM191 175H192V174H191ZM191 175H189V176H191ZM196 175H197V174H196ZM256 175H258V174H256ZM262 175H263V174H262ZM45 176H47V174H46ZM56 176H57V175H54V177H56ZM62 176H63V175H62ZM62 176H61V177H62ZM69 176H70V175H69ZM88 176H89V174H88ZM14 177L17 178L18 176L16 177V175H15V176H13V178H14ZM25 177H26V176H25ZM36 177H37V176H36ZM41 177H42V176H41ZM59 177H60V176H59ZM61 177H60V178H61ZM106 177H107V176H106ZM116 177H117V176H116ZM258 177H259V176H258ZM258 177H257V180H259ZM262 177H263V176H262ZM23 178H24V177H23ZM39 178H40V177H38L37 179H39ZM42 178H43V177H42ZM118 178H119V177H118ZM118 178H116V179L118 180ZM188 178H189V177H188ZM188 178H186V179H187V180H190V178H189V179H188ZM196 178H200V177L197 176ZM26 179H27V177H26ZM26 179H25V181H24L25 184H26L27 182L30 181L29 179H27L28 181L26 182ZM35 179H36V178H35ZM35 179L33 180L34 183L37 182V181H35ZM37 179H36V180H37ZM45 179H46V177H45ZM58 179H59V178H58ZM92 179H93V178H92ZM104 179H105V178H104ZM108 179H110L109 176H108ZM186 179H185V180H186ZM193 179H194V176H193ZM255 179H256V178H255ZM263 179H264V177H263ZM263 179H261V180H263ZM16 180H17V179H16ZM22 180H23V179H22ZM40 180H42V179H40ZM43 180H44V179H43ZM47 180H48V179H47ZM60 180H63V179L61 178ZM80 180H81V179H80ZM80 180H79V181H80ZM84 180H85V179H84ZM90 180H91V178H90ZM110 180L113 181L112 178H111ZM137 180H138V181H137ZM194 180H195V179H194ZM200 180H201V182H203L202 179H200ZM45 181H46V180H45ZM45 181H44V182H45ZM91 181H92V180H91ZM102 181H104V180H102ZM114 181H115V180H114ZM119 181H118V183H119ZM204 181H205V180H204ZM245 181H246V180H245ZM249 181H251V180H249ZM33 182H31V183H32V187H38V185H39V187H40V186H41L40 184L42 183V181H38L39 184H38V182H37L36 184H38V185H36V184L34 185ZM44 182H43V183H44ZM92 182H93V181H92ZM108 182H109V181H108ZM185 182H186V181H185ZM263 182H264V181H263ZM12 183H13V182H11V184H10V186H12V188H11L10 186H8V187H10V188H8V190H9V189H13V185H14V184H12ZM14 183L16 184V182H14ZM31 183L29 182V185H31ZM84 183H85V182H84ZM118 183H116V184H118ZM203 183H204V182H203ZM249 183H250V184H251V183H252V184L254 183V185H255V183H259V182H258V181H257V182H252V181H251V182H249ZM260 183H261V182H260ZM86 184H87V180H86ZM86 184H85V185H86ZM91 184H93V183L90 182V185H91ZM186 184H187V185H186ZM191 184H190V185H191ZM194 184H195V183H194ZM18 185H19V183H17L16 185H14V188H15L16 186L18 187ZM33 185H34V186H33ZM100 185H101V184H100ZM104 185H105V184H104ZM107 185H108V184H107ZM197 185L200 186V184H198V183H197ZM260 185H262V183H261ZM260 185H259V184H256L255 186L258 188V186H260ZM22 186H24V185H21V184H20V189H18V188L16 187L15 191H14V190H12V191H14V192H19V190H25V193H26V191H27V189H25L26 187H25V186L22 187ZM43 186H44V185H42L41 187H43ZM45 186H46V183H45ZM117 186H119V185H117ZM117 186H116V188H115L116 190H117ZM185 186H187V187L185 188ZM194 186H195V185L192 184V187H194ZM204 186H205V184H204ZM249 186L251 187V185H249ZM262 186H264V185H262ZM32 187L29 188V189H33ZM90 187H92V186H89L88 188H90ZM93 187H94V185H93ZM111 187H112V186H111ZM192 187H191V188H192ZM250 187H249V188H250ZM252 187H253V185H252ZM252 187L250 188V190L252 189ZM256 187H255V188L253 187L254 190L256 189V191H255L256 193H254V195L256 194V198H257L258 194H259V196H260V194H261L260 197L263 198L264 196H262V195H264V187L262 188V187L260 186V187L258 188V190H259L258 194H257V191H258V190H257ZM99 188H100V187H99ZM99 188H97L98 191H99ZM106 188H107V187L105 186V189H106ZM113 188H114V187H113ZM184 188H185V189H184ZM198 188H200V190H201V187H198ZM260 188H262V190H260ZM29 189H28V192H30ZM108 189H109V186H108ZM120 189H121V188H120ZM122 189H121V190H122ZM141 189H142V190H141ZM100 190H101V189H100ZM118 190H119V189H118ZM129 190L131 191V189H129ZM136 190H137V191H136ZM200 190L198 189V191H196V192H198L197 195H199V196L201 195L200 197H201V199H203V198H202V197H203V194H201ZM205 190H207V188H205ZM252 190H253V189H252ZM252 190H251V192H250L249 190H246V191H249L250 193H252V195L249 193V196H250V197H251V196H252V197L254 196V195H253L254 190H253V192H252ZM105 191H106V190H105ZM190 191H191V190H189V192H190ZM208 191H209V190H208ZM260 191H261V192H260ZM262 191H263V193H262ZM20 192H21V193H20V199H22V198H21V195H25V193H24L23 191H20ZM22 192H23L24 194H22ZM102 192H103V191H102ZM124 192H123V194H122L123 197H122V196H120V197H121V199H123V200H125V201H128V199H129L128 197H130V196H129V195L126 196V194H128V192H126L125 194H124ZM199 192H200V194H199ZM217 192H218V191H217ZM217 192H216V193H217ZM235 192H236V191H235ZM8 193H9V192H8ZM135 193H136V194H135ZM150 193H151V195H148V194H150ZM216 193H215V194H216ZM225 193H226V192H225ZM225 193H224V194H225ZM232 193H233V192H232ZM232 193L230 192L229 194H232ZM236 193H237V192H236ZM236 193H235V194H236ZM17 194H18V193H17ZM100 194H101V193H100ZM117 194H118V193H117ZM117 194H116V195H117ZM146 194H147V195H146ZM187 194H188V191H187ZM208 194H210V193H208ZM247 194H248V193H247ZM26 195H28V194L26 193ZM26 195H25V197L27 198ZM98 195H99V194H98ZM120 195H121V194H120ZM134 195H135V196H134ZM197 195H196V196H197ZM213 195H214V193H213ZM125 196H126V197H125ZM220 196L222 197L223 194L219 192V195H218V196L215 197V195H214L215 198L213 197L214 199H211V194H210V195H209V198H210L211 201H213V203H214V204H212V203L210 202V203L212 204V205L210 204V206H213V205H215V203H216V204L218 203V204H217V207L221 205V208H220V209L218 208L217 210L220 212V210L222 209L223 211H225V212H224L225 215H216V214H214V212L216 213V210L214 211V210H213L212 208H210L209 206H207V207H206L205 205L202 206V207H204V211H205V209H206V210L209 209V211H205V212H207V213L210 212V213L207 214V216L210 215L211 217L209 216L210 218L207 219V222H205V223L202 222V223L204 224V225L202 224L203 227H202V226L199 227V229H203V228H204L205 231H204V230H200V234H199V232H198V233L194 232V233L196 234V235H195V238L198 239V238H199L198 235H199V236H202V235H203L204 238H203V236H202L203 239H200L201 237H200L198 240L191 239L192 242H193V240H195L196 242H199V243H197V245H199V248H201L202 245H203L202 248H203L204 246H205L206 248H207V247L209 248V247H212L214 243H215L214 246H215V245H218V246H219L218 243H221V244H223L224 246L230 244V246L232 247V249L235 251L234 254H231L233 257H232L231 255H229L230 253L228 254V253H224L223 251H220L221 254H222V256L225 254L226 257H225V256H224L225 258L220 257L221 254H220V252H219V253H217L218 255H214V257L216 258V256H217L218 259L216 258V259H215L216 261H214L213 263H212V261H211V262H209V263L215 264V263H218V262H219V258H221V259H222V258H223V259H226L227 257H228V261H229V258L231 257L230 259H231V263H232V264H245L244 262H247V261H245V260H248V261L250 260L251 263H249V262H250V261H249V262H248L249 264H256V261L258 262V260H255L256 258L254 259V257H255V256L257 257V253H256V251H257L258 249H257V248H255V249H254V248L251 249V248H252L251 246H255V245H256V244H255V243H256V240H255V239H251L252 237L249 238V237H250L249 233H247V232L245 231V229H247L248 224L251 223V222H250L251 217H249V216H251V214H248V213H245V212H244V211L246 210V207L243 206L242 201H241V204H242L241 207H244L245 210L242 208V209H241L242 211H240V208H241V207H240V208L238 207V205H240L239 202H238L239 204L234 203V204H237V205H234V204H233V202H235V201H233V202L230 203L231 200H234V199H232V198H234L233 196L230 197L231 199L229 198V195H228V194L226 195V198H225V195L223 196V198H220ZM235 196H237V194H236ZM239 196H240V195H239ZM259 196H258V197H259ZM22 197H23V199L25 198L24 196H22ZM118 197H119V195H118ZM118 197H117V198H118ZM120 197H119V199H120ZM124 197H125L127 200H126ZM145 197H144V199H145ZM147 197H146V198H147ZM227 197H228V198H227ZM39 198H40V197H39ZM41 198H43V197H41ZM45 198H46V196L44 197V199H45ZM60 198H61V197H60ZM96 198H97V197H96ZM96 198H95V199H96ZM109 198H110V197H109ZM137 198H135V200H138ZM148 198H150V197H148ZM184 198H183V199H184ZM239 198H240V197H239ZM262 198H258V199H259V202L262 201V200H260V199H262ZM29 199H30V198H29ZM37 199H38V197H37ZM99 199H100V197H99ZM113 199H114V198H113ZM144 199H142V200H144ZM228 199H229L230 201H229ZM235 199H236V198H235ZM258 199H256V200H258ZM26 200H28V198H27ZM42 200H43V199H42ZM60 200H61V199H60ZM63 200H64V199H63ZM110 200H111V198H110ZM110 200H109V202H110ZM140 200H138V201L140 202ZM151 200H153V199H150V201H151ZM226 200H227V201H226ZM21 201H22V200H20L19 203H20ZM24 201H25V200H24ZM24 201H22V203H24ZM50 201H53V200H50ZM65 201H66V200H65ZM96 201H97V200H96ZM113 201H114V200H113ZM120 201H121V200H120ZM120 201H119V202L117 201V202H118L119 204H122V202L120 203ZM138 201H137V202H138ZM150 201L148 200L149 203H150ZM200 201H201V200H200ZM200 201H199V202H200ZM202 201L204 202V200H202ZM228 201H229V202H228ZM236 201H240V200H236ZM31 202H32V201H31ZM39 202H40V201H39ZM44 202H46V200H45V201H42V203H44ZM99 202H100V200H99ZM102 202H103V201H102ZM102 202H100V203H101L100 205L103 204ZM133 202H134V201H133ZM137 202H136V203H137ZM155 202H156V201H155ZM179 202H180V203H179ZM199 202H198V203L196 202V204L198 205ZM203 202H200V203H203ZM263 202H264V201H263ZM14 203H15V202H13V204H14ZM22 203H21V204H22ZM42 203H41V204H42ZM125 203H126V202H125ZM143 203H144V202H143ZM248 203H250V202L248 201ZM13 204H12V205H13ZM21 204H20L19 206H21ZM47 204H48V203H47ZM67 204H68V203H66V205H67ZM98 204H99V203H98ZM129 204H131V202H129ZM129 204H128V205H129ZM134 204H135V203H132L131 205H134ZM147 204H148V203H147ZM147 204H146V202H145V206H144V204H143L144 208L146 207ZM229 204H231V205L233 204V205H232L233 207H230V208H229V206H231V205H229ZM258 204H259V203H258ZM27 205H28V203H27ZM42 205H43V204H42ZM44 205H45V204H44ZM44 205H43V206H44ZM60 205H61V204H60ZM164 205H163V206H164ZM185 205H186V204H185ZM259 205H262V202H261ZM259 205H256V206H258V209H256V208L254 207L255 205L252 204L253 207L250 209V211L253 210V211H252V214H253V212H255L254 209H255V210H259ZM16 206H17V205H16ZM22 206H23V204H22ZM48 206H49V205H48ZM58 206H59V205H58ZM125 206L127 207V205H125ZM134 206H135V205H134ZM137 206H138V203H137ZM139 206H141V205H139ZM139 206H138V207H139ZM147 206H148V205H147ZM177 206H176V208H177ZM180 206L183 207L184 204H183V205H180ZM180 206H178V207H180ZM186 206H187V205H186ZM215 206H216V205H215ZM246 206H247V205H246ZM17 207H18V206H17ZM126 207H125V208H126ZM169 207H170V208H169ZM202 207H201V208H202ZM208 207H209V208H208ZM224 207H226V208H224ZM263 207H264V206H263ZM18 208H19V207H18ZM64 208H67V207H64ZM128 208H129V207H128ZM128 208H127V210H128ZM131 208H132V207H131ZM146 208H147V207H146ZM148 208H149V207H148ZM187 208H188V206L185 207V209H187ZM196 208H197V207H196ZM223 208H224V209H223ZM247 208H248V207H247ZM261 208H262V207H261ZM14 209H15V208H14ZM19 209H20V208H19ZM22 209H23V207H22ZM44 209H45V208H44ZM167 209H166V210H167ZM178 209H181V208H178ZM190 209H191V208H190ZM197 209H198V208H197ZM210 209L213 210V211H210ZM20 210H21V209H20ZM65 210H66V209H65ZM134 210H135V209H134ZM137 210H138V208H137ZM137 210H136V211H137ZM139 210H140V208H139ZM181 210H182V209H181ZM227 210H228V211H227ZM23 211H24V210H23ZM151 211H152V210H151ZM172 211H173V210H172ZM223 211H221L222 213H221V212H220V213L223 214ZM246 211H247V210H246ZM248 211H249V210H248ZM250 211H249V213H250ZM122 212H123V211H122ZM128 212H129V211H128ZM145 212H148V214L150 215L149 210H148V211H145ZM212 212H213V214H212ZM230 212H231V214H230ZM242 212H243L244 214H243ZM0 213H1V212H0ZM112 213H113V212H112ZM139 213H140V212H139ZM151 213H152V212H151ZM172 213H174V211H173ZM115 214L117 215V214H119V213H114L113 215H115ZM142 214H143V213H142ZM142 214L140 215V216H141V217H140V216H138L137 214L134 213V215H137V216L139 217L138 219H140V218L143 219ZM204 214H205V213H204ZM226 214H227V215H226ZM247 214H248V215H247ZM111 215H112V214H111ZM116 215H115V217H116ZM146 215H147V213H146ZM153 215L155 216L156 214L153 213ZM144 216H145V215H144ZM151 216H152V215H151ZM159 216H160V218H159ZM159 216L156 215V217L159 218V219L161 220L162 217H161V215H159ZM199 216H200V215H199ZM199 216L197 217V221H198V219H199ZM207 216H206V214H205L204 217H207ZM227 216H228V217H227ZM63 217H64V216H63ZM145 217H148V218H149V216H145ZM125 218H126V217H125ZM133 218H134V217H133ZM151 218L154 219L153 216H152ZM157 218H156V219H157ZM201 218H202V216H201ZM255 218H256V217H255ZM122 219H123V218H122ZM142 219H140V220L142 221ZM153 219H152V221H153ZM156 219H155V220H156ZM261 219H262V218H260V220H259V219L257 218V220L261 221L260 224L264 226V224H263V223H264V219H263V220H261ZM0 220H1V219H0ZM64 220H65V219H64ZM125 220L128 221L127 218H126ZM143 220L146 222L145 219H143ZM160 220H158V219L156 220V221H158V223L156 224V222H155V223H154V224H156L155 226H157V225H159V224H161V226H162V224L165 223V219H164V222H162V220H161V221H160ZM121 221H122V220H121ZM147 221H148V220H147ZM203 221H206V219L203 220ZM150 222H151V221H150ZM160 222H161V223H160ZM123 223H124V222H123ZM146 223H147V222H146ZM146 223H144V224H146ZM151 223H152V222H151ZM151 223H150V226H151ZM195 223H198V222H195ZM199 223H201V222L199 221ZM199 223H198V225H199ZM142 224H143V223H142ZM144 224H143V225H144ZM148 224H149V223H147V225H148ZM251 224H252V223H251ZM251 224H249L250 227L253 226V225H251ZM147 225H144V226H147ZM90 226H91V225H90ZM111 226H112V225H111ZM111 226H110V227H111ZM166 226H167V223H165V226L163 225L162 227H163V228H166ZM199 226H200V225H199ZM0 227H1V223H0ZM83 227H84V226H83ZM128 227H129V226H128ZM162 227H161V228H162ZM205 227H206V229H205ZM256 227H257V226H255V230H256ZM86 228H88V227H86ZM148 228H149V227H148ZM154 228H155V227H154ZM157 228H158V227H157ZM163 228H162V229H163ZM209 228H210L211 232L208 231ZM252 228H253V227H252ZM252 228H249L251 232L254 231V230H252ZM162 229L159 228V230H158V229H157V230L160 231V232H158V233H156V232L153 233V234H158L155 238L159 237V238L156 239V241H155L154 239H152L153 241H155L154 243L149 239L151 243L146 242L147 244L143 243V245H141V244L138 242V243H137V246H136L135 243L133 244V246L135 245V247H136V248H135V251L138 252V255L140 254L139 256H138V255H135L136 258H134V259H135L137 262H140V263H141V261H142L141 264H143V262H144V264H147V263H148V264H158V262H159V263H160V262L162 263V261H163L162 264H164V261H167L168 259H169V260H171V259L173 260V257H172L170 254H168L167 257L165 258V256H166L165 253H167V252H166V249L168 248V246L166 247V246H165L166 244H164V241H166V240H164V237H163V242H160V243H163L165 247L163 248V244L158 243L159 241H162V238H161V237L163 236L162 233H161V231H163ZM199 229H198V231H199ZM103 230H104V229H103ZM109 230H111V229H109ZM114 230H115V229H114ZM157 230H156V231H157ZM195 230H197V228H196ZM247 230H248V229H247ZM89 231H91V230H89ZM93 231H94V229H93ZM164 231H165V229H164ZM201 231H202V232H203V231H204V232H209L210 234H209V235H208V234H202ZM83 232H84V231H83ZM109 232H110V231H109ZM109 232H108V233H109ZM140 232L142 233V231H140ZM245 232H246V234H245ZM251 232H250V234H251V236H252L253 233H251ZM85 233H86V232H85ZM114 233H115V232H114ZM159 233H161V234H159ZM79 234H80V233H79ZM83 234H84V233H83ZM197 234H198V235H197ZM80 235H81V234H80ZM87 235H88V234H87ZM112 235H113V234H112ZM161 235H162V236H161ZM211 235H212V236H211ZM242 235H244V237H243ZM247 235H248V236H247ZM74 236H75V235H74ZM84 236H85V235H84ZM116 236H117V234H116ZM141 236H143V235H141ZM148 236H149V235H148ZM208 236H209V238H208ZM241 236H242V237H241ZM246 236H247L248 238H246ZM0 237H1V235H0ZM12 237H13V236H12ZM81 237H82V236H81ZM85 237H86V236H85ZM113 237H115V235H114ZM122 237H123V236H122ZM205 237H206V238H205ZM7 238H9V237H6V238H5V237H3V238L1 237V242L3 241V239L5 240V239H7ZM75 238H77V237H75ZM82 238H83V237H82ZM82 238H81V239H82ZM117 238H118V236H117ZM141 238H142V237H141ZM148 238H149V237H148ZM160 238H161V240H160ZM207 238H208V239H207ZM242 238H243V239H242ZM253 238H254V236H253ZM12 239H13V238H12ZM119 239H120V238H119ZM129 239H130V238H129ZM129 239H127V240H129ZM158 239H159V241H158ZM185 239L187 240V239H190V238L188 237V238H185ZM248 239H249V240H248ZM65 240H66V239H65ZM86 240H87V239H86ZM115 240H116V239H115ZM202 240H203L204 243L201 242ZM244 240H245V241H244ZM254 240H255V241H254ZM21 241H22V240H21ZM44 241H45V240H44ZM77 241H78V240H77ZM82 241H84V239H83ZM93 241H94V240H92V242H93ZM109 241H110V240H109ZM113 241H114V240H113ZM118 241H119V240H118ZM124 241H125V240H124ZM129 241H130V240H129ZM142 241H144V240H142ZM145 241H147V240L145 239ZM187 241H188V240H187ZM249 241H250V242L253 241L254 244L252 243L253 245H251V244L249 243ZM68 242H69V241H68ZM74 242H75V241H74ZM104 242H105V241H104ZM111 242H112V241H111ZM189 242H191V241H189ZM200 242H201V244H200ZM245 242H247V243L249 244L250 247H249V246H247V247L244 246ZM3 243H5V242L3 241ZM6 243H7V242H6ZM20 243H21V242H20ZM23 243H24V242H23ZM25 243H27V242H25ZM47 243H48V241H47ZM81 243H82V242H81ZM81 243H80V244H81ZM86 243H87V241H86ZM113 243H114V242H113ZM216 243H217V244H216ZM51 244H52V243H51ZM54 244H55V243H54ZM83 244H84V243H83ZM92 244H93V243H92ZM181 244H182V243H181ZM181 244L178 245V246H181ZM183 244H184V242H183ZM183 244H182V245H183ZM185 244H186V243H185ZM187 244H188V243H187ZM187 244H186V245H187ZM195 244H196V243H195ZM235 244H236V245H235ZM248 244H247V245H248ZM76 245H78V244H76ZM86 245H87V244H86ZM112 245H113V244H112ZM186 245H184V246H186ZM197 245H196V246H197ZM58 246H59V245H58ZM68 246H70V245H68ZM78 246H79V245H78ZM80 246H81V245H80ZM84 246H85V244H84ZM98 246H99V245H98ZM114 246H115V244H114ZM133 246H132V251H133ZM173 246H174V245H173ZM184 246H183V247H184ZM196 246H195V247H196ZM257 246H259V245H257ZM31 247H33V246H31ZM46 247H47V246H46ZM55 247H56V246H55ZM86 247H87V246H86ZM111 247H112V246H111ZM245 247H246V248H245ZM51 248H52V247H51ZM51 248H49V249H51ZM58 248H59V247H58ZM68 248H69V247H68ZM68 248H67L66 250H69ZM95 248H96V247H95ZM117 248H119V246H118ZM165 248H166V249H165ZM169 248H170V247H169ZM184 248H185V247H184ZM186 248H188V247H186ZM213 248H215V247H212V249H213ZM216 248H217V246H216ZM218 248H219V247H218ZM247 248H250V249H248V251L250 250V252H249L250 254H251V252H254V253H256V255L252 253V254L250 255L251 257H247V256L245 255V251L247 252ZM35 249H37V248L35 247ZM44 249H45V248H44ZM55 249H57V247H56ZM80 249H81V248H80ZM105 249H106V247H105ZM110 249H111V248H110ZM164 249H165V250H164ZM171 249H172V247H171ZM171 249H169V250H171ZM180 249H181V248H180ZM195 249H196V248H193V250H195ZM197 249H198V247H197ZM256 249H257V250H256ZM30 250H32V249H30ZM63 250H64V248H63ZM88 250H89V249H88ZM167 250H168V249H167ZM174 250H175V249H172V251H170V252L172 253V252H174ZM200 250H201V249H198V251H200ZM254 250H256V251H254ZM3 251H5V249H4ZM28 251H29V250H28ZM37 251H38V249L36 250V252H37ZM57 251H58V250H55L56 253H57ZM100 251H101V250H100ZM100 251H99V252H100ZM109 251H110V250H109ZM180 251L183 252L182 250H179V252H180ZM185 251H188V250H185ZM243 251H244V252H243ZM6 252H8V251H6ZM51 252H52V251H51ZM67 252H68V251H67ZM67 252L65 251V253H67ZM120 252H121V251H120ZM175 252H176V250H175ZM189 252H192V249H191V248H190V251H189ZM202 252H203V251H202ZM222 252H223V253H222ZM258 252H259V251H258ZM0 253L2 254V252H0ZM4 253H5V252H4ZM87 253H88V251H87ZM105 253H106V252H105ZM183 253H184V252H183ZM243 253H244V254H243ZM247 253H248V252H247ZM7 254H9V252H8ZM34 254H35V252H34ZM37 254H38V253H37ZM51 254H52V253H51ZM53 254H54V253H53ZM60 254H62V253H60ZM63 254H64V253H63ZM80 254H81V253H80ZM90 254H92V252H90ZM119 254H120V253H119ZM128 254H129V253H128ZM131 254H133V253H131ZM163 254H164L165 256H163ZM181 254H182V253H181ZM187 254H188V253H187ZM189 254H190V253H189ZM193 254L196 255L195 253H192L191 256H192ZM215 254H216V253H215ZM226 254H228L230 257H229L228 255H226ZM3 255H5V254H3ZM3 255H1V256H3ZM58 255H59V254H58ZM66 255L68 256V254H66ZM88 255H89V254H88ZM101 255H102V254H101ZM169 255H170V256H169ZM253 255H254V256H253ZM32 256H34V255H32ZM90 256H91V255H90ZM92 256H93V254H92ZM125 256H126V255H125ZM244 256H246L247 258L244 257ZM65 257H66V256H65ZM69 257H70V256H69ZM81 257H82V256H81ZM84 257H87V259L85 258L86 261H87L88 259H90V257L87 256L86 254L84 255ZM84 257H83V258H84ZM104 257H105V256H104ZM121 257H123V256H121ZM133 257H134V256H133ZM196 257H197V255H196ZM252 257H253V258H252ZM72 258H73V257H72ZM91 258H93V257H91ZM105 258H106V257H105ZM138 258H139V259H138ZM192 258H195V256H194V257L192 256ZM243 258L245 259L244 262H243V260H242ZM248 258H250V259H248ZM251 258H252V260H251ZM54 259H55V258H54ZM70 259H71V257H70ZM124 259H125V257H124ZM124 259H123V260H124ZM257 259H258V258H257ZM92 260H93V259H92ZM104 260H105V259H104ZM175 260H177V259L175 258ZM239 260H240V261H239ZM38 261H39V260H38ZM62 261H64V260H62ZM93 261H94V260H93ZM125 261H126V260H125ZM136 261H134V262H136ZM193 261H194V260H193ZM222 261H224V260H222ZM226 261H227V259H226ZM232 261H233V262H232ZM241 261H242V262H241ZM47 262H48V261H47ZM64 262H66V261H64ZM97 262H98V261H97ZM118 262H119V261H118ZM126 262H127V261H126ZM137 262L134 263V264H137ZM183 262H184V261H183ZM200 262H202V260H201ZM252 262H254V263H252ZM67 263H68V262H67ZM90 263H91V262H90ZM95 263H96V262H95ZM121 263H123V262L121 261ZM128 263H129V262H128ZM140 263H139V264H140ZM161 263H160V264H161ZM177 263H178V262H177ZM177 263H175V264H177ZM186 263H187V262H186ZM223 263H224V262H221V263H219V264H223ZM228 263L231 264L230 262H227V264H228ZM71 264H72V263H71ZM75 264H76V263H75ZM93 264H94V263H93ZM123 264H124V263H123ZM125 264H126V263H125ZM129 264H130V263H129ZM132 264H133V263H132ZM165 264H167V263H165ZM178 264H181V263L179 262ZM195 264H198V263H195ZM203 264H204V263H203Z\"/></svg>","mask_w":264,"mask_h":264}]
</instances>
